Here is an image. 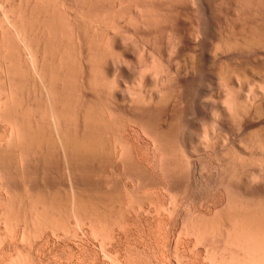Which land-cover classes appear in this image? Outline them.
<instances>
[{"label":"bare ground","instance_id":"1","mask_svg":"<svg viewBox=\"0 0 264 264\" xmlns=\"http://www.w3.org/2000/svg\"><path fill=\"white\" fill-rule=\"evenodd\" d=\"M6 1H8V0H6ZM27 1H29V0H27ZM31 1V0H30ZM35 1H37V0H35ZM92 1H94V0H92ZM97 1H99L100 2V4H102V2L104 3V1L103 0H97ZM108 1H110V2H108V3H111V2H114L115 4L117 3V5H118V8L120 9H122V7H124L123 5H125V0H115V1H111V0H108ZM143 2V3H145V2H147V1H149V2H152L153 0H129V8H130V14H129V16L127 17V18H130L129 19V23H130V20L131 21H133V23H136V22H138L139 21V24H138V26L140 25L141 26V24H140V22L141 21H143L144 22V24H145V21L147 22V24L148 23H150L151 24V22H152V24H153V22H155V24H156V22L157 23H159V21H157L158 20V18H159V16H156L155 15V13H153L152 14V11H154V10H150V9H148L147 7H145L144 5H146V3L145 4H139V2ZM160 1V0H159ZM167 1V0H166ZM172 1V0H171ZM171 1H169V2H171ZM175 0H173L172 1V3L174 2ZM176 1H179V2H177V3H182V1H183V5H185L184 4V2H186V3H188V5L189 4H191L190 6H191V8L189 9L187 6L188 5H186L185 6V8L186 9H189L188 10V12L190 13V15H188V12H187V17L185 16V14H186V10H182L180 13H184V16L186 17L185 19H188V20H190V22H188V23H191V25L193 26H191V28H193V29H195L196 28V30L198 29V31L197 32H199L198 34L196 33V30H192V31H195V33L194 32H191L190 33V35H192V33H194L195 35H192V36H195V39H192V38H188V39H191V41L192 40H194V42L196 43V45H195V53H197V55H198V59H200V61L198 62L199 64L200 63H202V62H205L206 64H207V62L206 61H212V63L216 60V61H218V62H220L221 63V68L219 69V71H217L218 73H217V75L218 76H216L215 74V77H219V79L222 81V82H220L219 80V82H220V84L222 83L225 87L226 86H228L229 85V88L227 87V90H229L231 87L230 86H232V88L234 89V88H237V87H240V85L243 87L244 85H245V83H246V85L248 86V85H250L249 86V88L252 86L251 85V83L253 84L254 82H253V80L255 79V78H258L261 74V77H263V79H260L261 80V83L260 82H258L256 79V81H257V83H255L256 85L259 83L260 85H259V87L258 88H256V89H260L261 90V92L263 91V97H264V0H231V2L230 1H228L227 3H226V1L225 0H176ZM213 1H215V3H219L220 5H218V4H216V5H218V6H215L214 4H213ZM155 2V0L153 1V3ZM163 2V1H162ZM225 2V3H224ZM105 3H107V1L105 2ZM127 3V2H126ZM160 3V2H159ZM164 3V2H163ZM168 3V2H167ZM166 3V4H167ZM221 3H223L224 5H226V6H224V5H222ZM37 4V3H36ZM114 4V5H115ZM156 4H157V2H156ZM169 4V3H168ZM228 4V5H227ZM28 5V4H27ZM110 5V4H109ZM126 5H128V4H126ZM35 6V5H34ZM34 6H32V7H34ZM104 6V5H103ZM116 6V5H115ZM122 6V7H121ZM154 6V5H153ZM167 6V5H166ZM174 6H175V3H174ZM31 7V6H30ZM31 7V8H32ZM40 7V6H39ZM65 7V6H64ZM99 7V6H98ZM155 7V6H154ZM157 7V6H156ZM163 7V6H162ZM36 8H38V7H36ZM112 8V7H111ZM110 8V9H111ZM115 8V7H114ZM125 8V7H124ZM149 8H151V7H149ZM169 8V7H168ZM173 8V7H172ZM175 8V7H174ZM185 8H183V9H185ZM65 9H67V8H65ZM69 9V8H68ZM104 9H106V8H104ZM126 9V8H125ZM154 9V8H153ZM157 9V8H156ZM14 10V9H13ZM19 10V9H18ZM25 10V9H24ZM38 10V9H37ZM102 10V9H101ZM159 10V9H158ZM165 10H166V8H165ZM16 11H17V9H16ZM31 11H33V10H31ZM40 11V10H39ZM112 11H115V9L113 10L112 9ZM112 11H110V12H112ZM119 11V10H118ZM173 11V10H172ZM184 11V12H183ZM12 13H14V11H11ZM11 12H8L9 14L11 13ZM25 12H27V11H25ZM34 13H35V10L33 11ZM44 12V10L43 11H41V12H39V13H43ZM46 12V14L48 13L47 11H45ZM56 12V11H55ZM80 12V11H79ZM102 12V11H101ZM120 12L122 13V11L120 10ZM120 12H118V13H120ZM124 12H125V10H124ZM179 11H177V13H178ZM8 13H6V14H8ZM11 13V14H12ZM17 13V12H16ZM20 13H21V11H20ZM19 13V14H20ZM28 13V12H27ZM37 13V12H36ZM38 13V14H39ZM117 13V12H116ZM121 13H120V15H121ZM160 13H162L161 11H160ZM5 14V15H6ZM26 14V13H25ZM48 14H51L50 12L48 13ZM65 14V13H64ZM80 14V13H79ZM114 14V12L113 13H111V15H113ZM126 14H127V12H126ZM158 14V13H157ZM174 14V13H173ZM4 15V16H5ZM13 16L14 15H16V14H12ZM32 15V14H31ZM98 15V14H97ZM100 15V14H99ZM105 15V14H104ZM103 15V17H104V20H105V16ZM115 15V14H114ZM164 15H165V13H164ZM170 15V14H169ZM176 15V14H175ZM179 15V14H178ZM177 15V16H178ZM7 16V15H6ZM26 16V15H25ZM50 16V15H49ZM48 15H45V16H40V14H39V16L37 17V15H36V17H37V21H38V23L37 24H35V26H34V24H33V26L31 27L32 28V30H33V32H35L37 35H39L38 37H42L44 40L43 41H46L45 39H46V37H49L50 36V34H51V32H49V31H51V29L49 28V26H50V24H52V23H50L49 21H51V20H49L50 19V17H49ZM55 16V15H54ZM71 16V15H70ZM75 16V15H74ZM78 16V15H77ZM81 16V15H80ZM86 16V15H85ZM161 16H163V14L161 15ZM176 16V17H177ZM180 16V15H179ZM190 16V17H189ZM20 17H22V16H20ZM19 17V18H20ZM35 17V16H34ZM39 17H41V18H39ZM53 17V16H52ZM68 17V16H67ZM79 17V16H78ZM95 17H97V16H95ZM110 17V16H109ZM116 17H118V16H115L114 18L115 19H117ZM121 17V16H120ZM119 17V18H120ZM124 17V16H123ZM171 17V16H170ZM169 17V18H170ZM189 17V18H188ZM4 18V17H3ZM7 20H8V18H10L9 16H8V18L7 17H5ZM15 18V17H14ZM39 18V19H38ZM54 18V17H53ZM59 18V17H58ZM83 18H85V17H83ZM87 18V17H86ZM91 18V17H90ZM102 18V17H101ZM114 18H112V20H114ZM119 18H118V21H119ZM164 18H165V16H164ZM163 18V19H164ZM166 18H167V15H166ZM184 18V17H183ZM5 19V20H6ZM13 19V18H12ZM52 19V18H51ZM69 19V18H68ZM71 19V18H70ZM77 19V18H76ZM98 19V17L95 19V20H91L92 22H94V23H92L91 21H89V23L91 22L92 23V25H91V23H90V27L92 28V26H94L95 25V23L98 21L97 20ZM111 19V18H110ZM121 19H123V21H124V19H126V18H121ZM161 19V18H160ZM159 19V20H160ZM174 19V18H173ZM181 19V18H180ZM4 20V19H3ZM6 20V21H7ZM10 20V22H11V19H9ZM16 20H17V17H16ZM27 20V19H26ZM29 20H31V19H29ZM55 20V19H54ZM100 20V19H99ZM103 20V21H104ZM111 20V21H112ZM141 20V21H140ZM167 20V19H166ZM170 19H168V21H169ZM171 20H172V18H171ZM177 20V19H176ZM6 21H4V22H6ZM19 21V20H18ZM53 21V20H52ZM81 21V20H80ZM96 21V22H95ZM101 21V20H100ZM103 21H101V23L103 24ZM106 21H107V19H106ZM108 21H110V20H108ZM110 21V22H111ZM117 21V20H116ZM165 21V20H164ZM164 21H163V23H164ZM178 21V20H177ZM3 22V21H2ZM20 22H22V21H20ZM19 22V23H20ZM57 22V21H56ZM66 22V21H65ZM76 22V21H75ZM86 22H88V21H86ZM109 22V23H110ZM114 22V21H113ZM120 22V21H119ZM143 22H141V23H143ZM183 22V21H182ZM186 22H187V20H186ZM8 23V22H7ZM23 23V22H22ZM25 23V22H24ZM47 23H48V25H47ZM50 23V24H49ZM69 23H73V22H69ZM82 23V22H81ZM109 23H107L106 22V24H109ZM117 23V22H116ZM126 23H127V21H126ZM3 24V23H2ZM6 24V23H5ZM14 24H16L17 25V22L15 21V23ZM54 24V23H53ZM57 24H59V23H57ZM94 24V25H93ZM101 27H103L101 24H100V22L98 23ZM98 24L96 23V28H97V26H98ZM105 24V25H106ZM115 23H113L112 25H114ZM117 24H119V23H117ZM117 24H115L116 26H117ZM125 24V23H124ZM147 24H145L147 27H148V25ZM161 24H162V22H161ZM160 24V25H161ZM168 24H169V22H168ZM167 24V25H168ZM171 24V23H170ZM11 25V24H10ZM16 25H13V26H15V28L18 26H16ZM23 25V24H22ZM56 25V24H55ZM61 25H62V22H61ZM75 25V24H74ZM77 25H78V23H77ZM87 26H88V24H86ZM112 25H111V27H112ZM120 25H121V23H120ZM129 25V24H128ZM128 25H127V27H128ZM135 25H137V24H135ZM171 25H173V24H171ZM190 25V24H189ZM4 26V25H3ZM6 26V25H5ZM4 26V27H5ZM8 26V25H7ZM12 25L10 26V27H13ZM19 26H20V24H19ZM18 26V27H19ZM54 26V25H53ZM64 26V25H63ZM100 26H99V29H100ZM115 26V27H116ZM134 26V25H133ZM138 26H137V28H138ZM158 26V25H157ZM157 26H155V27H157ZM163 26H164V24H163ZM170 26V25H169ZM22 27V26H21ZM24 27V26H23ZM76 27V26H75ZM106 28H109L108 27V25L107 26H105ZM105 27L103 28L104 30H105ZM118 27V26H117ZM120 27V26H119ZM136 27V26H135ZM143 27H145V26H143ZM147 27H145V28H147ZM151 27H153V25L151 26ZM151 27H150V29H151ZM154 27V28H155ZM174 27V26H173ZM195 27V28H194ZM6 28V27H5ZM8 28V27H7ZM58 28V27H57ZM70 28V27H69ZM71 28H72V26H71ZM77 28H78V26H77ZM77 28H75L74 30H76ZM83 28V27H82ZM87 28V27H86ZM90 28V29H91ZM121 28H123V27H121ZM131 28V27H130ZM136 28V29H137ZM140 28H142V27H140ZM149 28V27H148ZM159 28V26L157 27V29ZM170 28V27H169ZM187 28H188V26H187ZM190 28V27H189ZM18 29V28H17ZM20 29H23V28H20ZM24 29H25V36L26 35H28V34H26L27 32H28V30H27V32H26V27H24ZM56 29V28H55ZM55 29H52V30H55ZM64 29V28H63ZM85 29V28H84ZM95 29V28H94ZM102 29V28H101ZM110 29H112V28H110ZM114 29V28H113ZM119 29V28H118ZM117 29V30H118ZM139 29V28H138ZM143 29V28H142ZM161 29V28H160ZM210 29H220V30H223V32H224V30L226 31V30H230L231 31V33H232V31H235V30H237V31H240V33L241 34H239L238 33V35H233V36H231V37H227L226 39H225V37H224V39L225 40H221V41H219L218 43H216L214 46H212L211 48H207L208 46L206 45V36H207V32L210 30ZM6 30V29H5ZM8 30H10V29H7L6 31H8ZM30 30V29H29ZM59 30V29H58ZM67 30V29H66ZM79 30V29H78ZM78 30H76V33L78 32ZM87 30H88V28H87ZM96 30H98V29H96ZM107 30H109V29H107ZM121 30V29H120ZM153 30V29H152ZM155 30V29H154ZM2 31H4L3 30V28H2ZM16 31V30H15ZM68 31V30H67ZM71 31V30H70ZM80 31V30H79ZM94 31V30H93ZM100 31V30H99ZM263 31V32H262ZM21 32H23V30L21 31ZM57 32V31H56ZM64 32V31H63ZM75 32V31H74ZM103 31H100V33H102ZM131 32V31H130ZM160 32H161V30H160ZM213 32V31H212ZM217 32V31H216ZM219 32V31H218ZM260 32V33H259ZM262 32V33H261ZM3 33V32H2ZM5 33V32H4ZM9 33H11V32H9ZM9 33H7L8 34V36H9ZM32 32L30 31V34H31ZM35 33H33V35L35 34ZM80 33V32H79ZM78 33V35H80ZM92 33V32H91ZM90 33V34H91ZM96 33V32H95ZM97 33H98V31H97ZM162 33V32H161ZM227 33V32H226ZM235 33H236V31H235ZM54 34H56V33H54ZM53 34V35H54ZM70 34V33H69ZM73 34H75V33H73ZM137 34V33H136ZM216 34V33H215ZM4 35V34H3ZM21 35V34H20ZM23 35V34H22ZM57 35V34H56ZM55 35V36H56ZM121 35V34H120ZM130 35V34H129ZM133 35V34H132ZM5 36H7V35H5ZM4 36V37H5ZM7 36V38L6 39H9V37ZM52 36V35H51ZM54 36V37H55ZM75 36H76V34H75ZM83 36V35H82ZM93 36V35H92ZM94 36H95V34H94ZM93 36V38H95ZM137 36V35H136ZM189 36V35H188ZM218 36V35H217ZM221 36V35H220ZM4 37H3V40H4ZM18 37H19V35H18ZM21 37V36H20ZM22 37H24V36H22ZM21 37V38H22ZM28 37H29V35H28ZM40 37V39H42ZM80 37V36H79ZM97 37V36H96ZM103 38H104V36H102ZM116 37V36H115ZM121 37H122V35H121ZM138 37V36H137ZM20 38V39H21ZM50 38V37H49ZM48 38V39H49ZM58 38V37H57ZM63 38V37H62ZM78 38V37H77ZM90 38V37H89ZM105 38H106V36H105ZM180 38V37H179ZM208 38V37H207ZM217 38H220V37H217ZM17 39V38H16ZM28 38H27V36H26V40L25 41H23L22 39V41L23 42H25V44L27 43V40ZM31 39H33V38H31ZM76 39V37L74 38V41H76L75 40ZM82 39V38H81ZM80 38H78V42H82L83 43V41L81 40ZM101 39V38H100ZM108 39H109V37H108ZM117 39V38H116ZM178 39V38H177ZM185 39H186V37H185ZM221 39V38H220ZM223 39V38H222ZM10 40V39H9ZM19 40V39H18ZM17 40V41H18ZM37 41H38V38L36 39ZM55 40V39H54ZM63 40H64V38H63ZM80 40V41H79ZM91 40V39H90ZM97 41L96 39H93V41ZM103 40V39H102ZM105 40V39H104ZM104 40L102 41V44H103V42H104ZM113 40V39H112ZM121 39H119V41H120ZM136 40V39H135ZM147 40V39H146ZM145 40V41H146ZM172 40V39H171ZM181 40H182V38H181ZM218 40V39H217ZM5 41V40H4ZM20 41V40H19ZM33 41V40H32ZM73 41V42H74ZM99 41V40H98ZM119 41H116L115 42V44L114 45H112L111 44V47L113 48H110V50H111V52L112 53H110L108 56H106V54H105V50L106 49H109L108 48V46L106 47V49L104 50V51H99L100 49H98V51H99V53L98 54H96L97 53V51L96 50H93V47H90L89 48V53H88V50H87V56H88V54H90L91 55V53H92V55L91 56H88V57H90V59L88 58V60H87V56H86V60H87V62L89 61V60H91V59H94V58H98V57H100L101 56V58H102V62H100L98 59H97V66H98V63H99V66H98V68L99 67H101L102 65L104 66V64H106L105 65V68H109V69H111L112 70V72H114V78H115V83L112 81V80H114V79H112L111 81H112V83H113V85H115V88H114V86L112 87V90L110 91L109 90V87H111V86H109L108 87V91H110V92H113V97H114V100H116L115 102L117 103V101H119V103L121 102L122 103V105H124V103L125 104H127V107H131L132 108V106L134 107V106H139V108H140V106H147V104L148 105H150L152 102H156V103H154V104H157V105H162L164 108H166V107H169V109L172 107V111H174L173 109H175L174 107H176L179 103H183V102H190V100H191V97H190V99H189V101L187 100V92H188V85H187V83H186V79L191 75L192 77L193 76H195V78H197L196 77V75L195 74H198V72H197V70L194 68V66H192L191 67V65H190V67L189 66H184V67H182L181 69H180V63H179V66H178V64H177V68L178 69H174V70H176V72H173V69L171 70V67H169L168 68V66H167V68L168 69H166V66H165V68H164V65L162 64L163 62L162 61H159L158 59H157V61H156V59H155V61L157 62H155L154 60V62H152V60L151 59H153L155 56L153 55L154 53H150V51L149 50H146V47L144 48V50L142 49V51H143V53H144V55H143V57L142 58H140L141 59V62H140V67L135 71V72H133V71H131V69H130V67H131V64L132 63H134L133 62V60H132V62H131V58H132V55H131V52L129 51V50H126L127 49V47H125V49H124V46H122L123 44L121 43V42H119ZM136 41H138V40H136ZM141 41H142V39H141ZM175 41V40H174ZM189 41V40H188ZM10 43H11V41H9ZM30 42H31V40H30ZM40 42H41V40H40ZM48 42H50L49 40H47V42H46V44H48ZM77 42V41H76ZM80 42V43H81ZM110 42V41H109ZM113 42V41H112ZM144 42V41H143ZM153 42V41H152ZM176 42H178V40L176 41ZM175 42V43H176ZM194 42H192V43H194ZM208 42V41H207ZM20 43V42H19ZM22 43V42H21ZM20 43V44H21ZM62 43V42H61ZM79 43V44H80ZM94 43V42H93ZM147 43V42H146ZM145 43V44H146ZM151 42L149 41V44H150ZM211 43V42H210ZM5 46H3L4 48H6L8 45H7V42L5 41ZM11 44H13V43H11ZM17 44H18V42H17ZM16 44V46H15V44L13 45V48H16V49H21V48H19L18 47V45H20V44H18L17 45ZM30 44V43H29ZM34 44V43H33ZM39 44H41V43H39ZM39 44H37V45H39ZM45 44V42H44V45L47 47L48 45H46ZM55 44V43H54ZM84 44V43H83ZM91 44H92V42H91ZM94 44H96V43H94ZM94 44H92L91 46H94ZM98 45H96V47L97 46H99V42L97 43ZM102 44H100L101 45V47H102ZM106 44H107V42H106ZM139 44V43H138ZM170 44V43H169ZM176 44H179V43H176ZM182 44H183V42H182ZM186 44V43H185ZM214 44V43H213ZM22 45V44H21ZM23 45H24V43H23ZM27 45V44H26ZM57 45V47H58V45H59V43L58 44H56ZM56 45H53V46H56ZM61 45V44H60ZM65 45V44H64ZM73 45V44H72ZM103 45H105V44H103ZM125 45H127V44H125ZM131 45V44H130ZM147 45V44H146ZM151 45V44H150ZM211 45V44H210ZM31 46H33L32 44H31ZM30 45H28V47H30L29 49H30V51L32 50V47H31ZM50 46H51V44H50ZM78 46V45H77ZM76 46V47H77ZM80 46H82V44H80ZM85 46V45H84ZM110 46V45H109ZM141 47H142V45H140ZM139 46V47H140ZM143 46H144V44H143ZM161 46V45H160ZM175 45H172L171 47H174ZM180 46H181V42H180ZM2 47V48H3ZM8 47H11L12 48V46H8ZM21 47V46H20ZM23 47V46H22ZM27 47V46H26ZM25 46L23 47L24 49L23 50H25V49H27ZM45 47V48H46ZM57 47L55 48V49H57ZM60 48H58L57 50H59V49H61V46H59ZM65 47V46H64ZM63 47V48H64ZM86 47H88V46H86ZM85 47V48H86ZM96 47H95V49H96ZM104 47V46H103ZM140 47V48H141ZM179 47V46H178ZM178 47H174V48H178ZM3 48V49H4ZM12 48V49H13ZM38 48V51H40L39 50V48L40 49H42L41 48V46L40 47H36V49ZM44 48V52H46L45 49ZM47 48H51V47H47ZM54 48V47H53ZM73 48V47H72ZM123 48V49H122ZM160 48V47H159ZM9 49V48H8ZM8 49H4L3 51V53H2V57L0 56V72H3V73H1V74H3L4 76L2 77L3 79H4V84H2V85H4V87H3V89H5V90H3V92L5 91H9L7 94H3V98H1L0 97V123H5V124H7L6 126L7 127H5V125H4V127L6 128V130H5V128L3 129V130H5L6 131V133H5V138H4V136L2 135V134H0V135H2V137H3V140H1L0 142V168H2V170L4 171V174H3V172H2V170H0V191H4L3 193L6 195V199H5V197H4V199L5 200H3L2 198H3V196H0V198L3 200V203H4V201H5V204L7 203V207H8V209L10 208L11 210H12V214L10 213L11 212V210L9 211L7 208H6V206H4L6 209H7V212L9 211V213H7L6 211V215L7 214H9V215H4V220L2 219V218H0V221H1V219L4 221V222H6V224H9L10 226H8L9 228L11 227V229L12 230H9V232L11 231V236H10V233L8 234V232H7V236L9 235V237H11V239L9 240V241H11L12 239V241H13V243H14V240H17V242H18V240L20 241V239H21V241L24 243V242H26L28 245H32V234H34V232L32 233V232H30V230L32 231V227L31 228H29V224L30 223H25V219H27V218H29L30 217V213H32V215H33V213L36 211V209L38 210V213H37V211L34 213V216H35V218H38L37 216H39V218L37 219V220H35V218H34V220L35 221H43V222H45V220H47L48 222L49 221H52L53 219L54 220H56L55 218H57V220H59V219H67L68 221H69V219H72V218H74V220H76L75 221V224H77L78 222H79V224L81 223V225H82V223H83V226L85 225V224H88L89 225V228H91V230L90 229H88V230H90V234H92V235H94V237H95V235H96V237L98 238L99 237V229H98V222L101 224V221H102V223H105V222H103V220H107L106 218H108V219H110L109 217H111V216H113V215H115V214H117L118 213V210H122V213H123V209L122 208H124V212L127 214L130 210V212H133L134 211V207H133V205L135 204V206H138V204L137 203H135L134 202V204H132L130 201L131 200H135V198H133V199H131V200H128L127 201V195H128V193H127V195H126V202H125V199L123 200V195L125 196V194H123V193H115V194H112V193H109V187H108V191H107V189L105 190V192L103 191V186H104V184L102 183V189L100 188L99 189V186H98V189L97 190H95V191H97L96 193L94 192V191H92V189L90 190V188L89 189H87L88 191H82V187H80L79 186V184H78V179H82V177H80V178H78L77 176H80V175H82L81 173H83V171H84V169L86 168V172H87V168H92V169H89L90 171H88L89 173L91 172V170H93V171H95L94 169L95 168H93V165H94V167H95V163H97V165L99 166V168L101 169V170H104V171H107V172H110V173H112V175L114 174H122V176H124L123 174H126V173H128L129 174V176H130V173L133 175V176H136V179H135V181L137 180V183L138 182H140V180H142V179H140L139 177H141V178H144V176L143 175H154V174H157L159 177V179H160V181L162 182V184H163V186H164V188H166L167 190H170L171 188H170V186H169V180L171 179L170 177H171V175H173L172 173L173 172H175V170H176V168H177V166L175 167V165H174V163L176 164L177 163V160L179 159V158H177L176 156H177V154H175V153H177V151L178 150H176V147H175V144L178 142V141H180L181 140V142H182V144L184 143V145H185V147H186V154H187V156L189 155V153H191V150H194V151H196L197 152V148H199L200 149V147H201V144L203 145V147H207V148H215V144H217V142H215L214 141V138L212 137H210L209 138V135H208V133L207 132H209V131H204L205 133V135L204 134H202L203 135V140H199V138H200V134L199 133H197L196 132V130H198V127L196 128V125H198V121L199 120H197L196 121V119H195V117H196V114H200V115H204L205 116V114H207V109H208V107L210 106L209 104H207L208 102H210L207 98V100L208 101H205L204 100V98L207 96V94H209L208 92H209V89L207 88V86L206 87H204V86H199V88L195 91L196 93H194L193 94V98H192V100H191V102L190 103H192L191 104V110L192 111H194V112H196V114L194 113V115H195V117H193L194 119H195V121H193V119L191 120L190 118H191V116H190V118H187V116L189 117V112L191 111H189V110H187V112L186 111H184V112H182V111H180L181 110V108L183 109V107L181 106L179 109H178V107H179V105H178V107H177V109L179 110V111H177V112H181L179 115H177V114H175V116L173 117V113H172V111H171V114H173L172 116H171V120H170V122L169 121H167L166 123L165 122H163L160 118V120L158 119V118H155L154 116L152 117V115L151 116H147V114L145 115L143 112V110H141L140 109V111H141V115H137V114H135V115H137V118L139 119V121L138 120H136V123H134L135 122V120H134V118H136V117H134L133 119L130 117V116H132V115H130L129 117L128 116H124V114H123V116H118V115H121V114H119V112L120 111H122V110H118L119 112L116 114V112H114V111H112V110H107L106 109V111L104 110V109H102V110H104L103 111V113L100 111V113H98V108L97 109H94L93 110V107L91 106V108H89V106H90V104H89V106L87 107V106H84L82 103V105H83V107H75V109L74 108H72V106L74 105H76L77 106V104L79 103L80 104V102L78 101H76L77 102V104H74L73 103V105H71L72 103L67 99V98H61L60 96H59V98L58 97H56V99L54 98L55 97V93L57 92H55L54 94H50L54 99H51V97L50 98H48V96H50V95H46V97L47 98H45L46 100L47 99H49V100H47V102H45V103H43V101H40V102H42L43 104H45L44 106L45 107H42V105L43 104H39V107L37 108V110H33V111H27V110H32L31 108H32V106L30 107V109L29 108H27V107H29V106H26L25 105V107L27 108V110H25L26 108H24V105H23V103H21L22 102V98L21 99H19V98H16L17 96V94H16V91H17V89L16 88H18L17 86H19V88L21 89V87H22V85H21V87H20V85H16L17 83H15V77H17V75L18 74H20V77H21V73H19V72H17L16 71V69L15 68H19V66L18 67H13V60L12 59H14L13 57H12V55H15V54H12L11 52H9V50ZM71 49V48H70ZM70 49H68V50H70ZM79 49H82V47H80ZM87 49V48H86ZM90 49L94 52H96V53H93L92 51L90 52ZM129 49H130V47H129ZM5 50L7 51V52H5ZM49 50V49H48ZM57 50H54L55 52L57 51ZM65 51V49H61V51L59 50V52L57 53L56 52V54H55V52H53L54 54H53V56H54V58L53 59H51V61L52 60H55L56 62V64H58V66H59V68H64L66 65L64 64V62L65 61H70V60H68L69 58H67V60H65L64 59V57H67V55L66 56H64L65 54H64V51ZM72 50V49H71ZM75 50V49H74ZM103 50V49H102ZM172 50H174V49H171V51ZM19 51H20V53H21V50H18V52H17V50H16V52L17 53H19ZM26 51V50H25ZM24 51V52H25ZM81 51V50H80ZM86 50H84L83 49V51H81V56L83 57V55L86 53L85 52ZM108 53L110 52V51H108V50H106ZM141 51V50H140ZM140 51H138V52H140ZM154 51V50H153ZM197 51V52H196ZM9 52V53H8ZM13 52V51H12ZM16 52H14V53H16ZM23 52V51H22ZM23 52V53H24ZM41 52V51H40ZM49 52H51V50L49 51ZM66 52H68V51H66ZM77 52V51H76ZM84 52V53H83ZM101 52H102V55H103V52H104V55H105V57H104V55H103V57H102V55H100V56H93V55H99V54H101ZM159 52V51H158ZM9 54V56H6V54ZM12 55H11V54ZM19 53V54H20ZM22 53V54H23ZM28 53H29V50H28ZM39 53V52H38ZM47 54H49L48 53V51L46 52ZM70 53V52H69ZM83 53V54H82ZM195 53H194V55H195ZM1 54V53H0ZM18 54V55H19ZM24 54H26V53H24ZM23 54V55H24ZM35 53H33L32 55H34ZM45 54V53H44ZM51 54V53H50ZM77 54V53H76ZM5 55V56H4ZM11 55V56H10ZM17 55V57H19V56H21V54L18 56ZM27 55V54H26ZM39 55V54H38ZM38 55L36 56V57H38ZM41 55V54H40ZM39 55V56H40ZM86 55V54H85ZM157 55H159V54H157ZM156 55V56H157ZM187 55V54H186ZM192 55V54H191ZM35 56V55H34ZM43 56V55H42ZM44 56H47L46 54L44 55ZM52 56V55H51ZM72 56V55H71ZM75 56V55H74ZM77 56V55H76ZM80 55H79V57H81ZM134 56V55H133ZM138 56V55H137ZM154 56V57H153ZM160 56V55H159ZM10 57H12V59H10ZM16 57V56H15ZM21 57H23V56H21ZM36 57H35V59H36ZM48 57H50V56H47V58ZM73 57V56H72ZM162 57V56H161ZM174 57V56H173ZM192 57V56H191ZM197 57V56H196ZM25 58V57H24ZM34 58V57H33ZM77 58H78V56H77ZM83 58H85V56L83 57ZM101 58H99V59H101ZM164 58V57H163ZM22 59V58H21ZM20 59V60H21ZM43 59L45 60L46 58H44L43 57ZM42 59V60H43ZM81 59V58H80ZM139 59V58H138ZM168 59V58H167ZM192 59H193V57H192ZM196 58L194 57V60H195ZM252 59V60H251ZM17 60V59H16ZM24 60V59H23ZM27 60L29 61V59H28V55H27ZM27 60H24V61H27ZM34 60V59H33ZM37 60V59H36ZM35 60V63H37V61ZM41 60V59H40ZM49 60V59H48ZM47 60V61H48ZM76 60V59H75ZM84 60V59H83ZM86 60H84V61H86ZM96 59H94V60H92L91 62H92V64H94L96 61H95ZM164 60V59H163ZM186 60V59H185ZM191 60V59H190ZM28 61H27V63H28ZM79 60H77V62H78ZM83 61V62H84ZM93 61H95V62H93ZM140 61V60H139ZM259 61H261V62H259ZM39 62V61H38ZM77 62H76V64H77ZM82 62V61H81ZM87 62H84V64L85 65H87V66H89L88 64H90L91 62L89 61V63L87 64ZM104 62V63H103ZM161 64H160V63ZM168 62V61H167ZM170 62V61H169ZM177 62V61H176ZM176 62H175V64H176ZM187 62H189V61H187ZM191 62V61H190ZM26 63V62H25ZM30 63V62H29ZM33 62H31V64H32ZM44 63H45V61H44ZM48 63H50V62H48ZM52 64H53V62H51ZM65 63H67V62H65ZM73 63V62H72ZM101 63H103V64H101ZM158 63H159V65H158ZM196 63H197V61H196ZM15 64H17V63H15ZM20 64H22V63H20ZM40 64V63H39ZM68 64V63H67ZM91 64V65H92ZM165 64V63H164ZM188 64V63H187ZM190 64H192V63H190ZM230 64H232V66L230 65ZM26 65V64H25ZM24 65V66H25ZM28 65V64H27ZM32 65H34V64H32ZM32 65H30L31 66V68L33 67ZM45 65H46V63H45ZM51 65V64H50ZM83 65V63L81 64V66L80 67H84V66H82ZM90 65V66H91ZM161 65H163V66H161ZM201 65V64H200ZM204 65V64H203ZM212 65H214V64H212ZM216 65V64H215ZM218 65H220V64H218ZM226 66V68L225 67H223V66ZM36 66V65H35ZM38 66V65H37ZM37 66L35 67L36 68V70H37ZM51 66H54V65H51ZM51 66H50V68H51ZM68 66V65H67ZM96 66V65H95ZM107 66V67H106ZM130 66V67H129ZM173 66V65H172ZM42 67V66H41ZM55 67H56V65H55ZM68 67H72V65L71 66H68ZM76 67V66H75ZM79 67V68H80ZM202 67V66H201ZM206 67V66H205ZM220 67V66H219ZM22 68V67H21ZM35 68H34V70H33V72L35 73H37V74H39L38 73V71H35ZM40 67H38V69H39ZM42 68H46V67H42ZM41 68V69H42ZM50 68H49V70H50ZM77 68V67H76ZM75 68V69H76ZM85 68V67H84ZM87 68H89V67H87ZM86 68V69H87ZM91 68H96L97 70H96V73H98L99 72V70H100V68H99V70H98V68L97 67H94V66H92ZM91 68H90V70H91ZM102 68H104V67H101V69ZM107 68V69H108ZM145 68H150L151 69V71H149V72H147L146 74H144L143 73V69H145ZM173 68V67H172ZM203 68V67H202ZM216 68V67H215ZM40 69V70H41ZM43 69V70H44ZM61 69H59L60 71H61ZM72 69V68H71ZM71 69H69V71H71ZM78 69V68H77ZM108 69V70H109ZM136 69V68H135ZM198 69V68H197ZM27 69H25V71H26ZM54 70H58V69H54ZM63 70H65V69H63ZM74 70V69H73ZM83 70V69H82ZM108 70H106V71H108ZM200 70H202V69H200ZM255 70H257L256 72L259 74H257L256 72H255ZM21 71V70H20ZM25 71H23L22 70V72H25ZM28 71H30V70H28ZM31 71H32V69H31ZM45 71V70H44ZM47 71V70H46ZM53 71V70H52ZM59 71V72H60ZM84 71V70H83ZM92 72H93V69L91 70ZM94 71H95V69H94ZM103 72H106L105 71V69H103L102 70ZM110 71V70H109ZM108 71V72H109ZM33 72H31V73H33ZM40 72V71H39ZM43 72V71H42ZM41 72V74H43ZM62 72H64V71H62ZM68 72V71H67ZM86 72H88V70H86L85 71V73ZM111 72V71H110ZM203 72V71H202ZM201 72V73H202ZM209 72V71H208ZM45 73V72H44ZM49 73V72H48ZM66 73V71L64 72V74ZM82 73H84V72H82ZM90 73V72H89ZM95 73V74H96ZM100 73H101V70H100V72H99V74H97V76H99L100 75ZM150 73H152L153 74V76L155 77H153L152 76V78H153V80H154V82L156 83V85H155V83H154V87H156L155 88V90H157V89H159V93H157L156 91V94H154L153 95V93L152 92H154V91H152L151 93H152V95L150 94V95H146V93L144 94L141 90V92L142 93H138V91H136V87L138 86V89H143V88H145L144 87V85L146 86V84H147V75L149 76V74ZM216 73V72H215ZM250 73H255L256 74V76L258 75V77H256V76H254V78H253V76L252 75H250ZM24 74V73H23ZM22 74V75H23ZM26 74V73H25ZM30 74V73H29ZM28 74V75H29ZM46 74V73H45ZM55 74H56V71H55ZM70 74V73H69ZM113 74V73H112ZM213 74V72L211 73V75ZM35 75L36 74H34V77H35ZM44 75V74H43ZM42 75V76H43ZM47 75V74H46ZM54 74L52 73V76H53ZM83 75V74H82ZM85 75V74H84ZM87 75H88V73L86 74V77H87ZM103 75H104V73H103ZM105 75H106V73H105ZM185 76V78H184V76ZM29 76H31V75H29ZM32 76H33V74H32ZM37 76H40V75H37ZM41 76V77H42ZM56 76H58V74H56ZM56 76H53L52 77V80H53V78H55ZM64 76H66V75H64ZM67 76H69L68 74H67ZM66 76V77H67ZM79 76V75H78ZM81 76V75H80ZM79 76V77H80ZM92 76V75H91ZM95 77V75H94V79L93 80H95V81H93V80H91L90 82H95V83H97L96 85H98V84H101V82H105V81H101L100 83H98V81H97V78L98 77ZM178 78H181V79H179V82H177L178 83V89H176V90H170V88L169 87H167V85H170V83L172 82V80L173 79H175L176 80V78L177 77ZM188 76V77H187ZM198 76V75H197ZM25 77V76H24ZM23 76H22V79L24 78ZM33 77V78H34ZM43 77H45V75L43 76ZM59 78L61 77V76H58ZM58 77H57V79H58ZM70 77H71V75H70ZM70 77H68V78H70ZM73 77V76H72ZM100 77V76H99ZM214 77V76H213ZM251 77H252V82L250 83L249 81H250V79H251ZM260 77V78H261ZM46 78V77H45ZM51 78V77H50ZM65 78V77H64ZM111 78H113V77H111ZM184 78V79H183ZM194 78V79H195ZM250 78V79H249ZM38 79H39V83H38V85H41L43 82V79L42 78H39L38 77ZM57 79L55 78L54 80H56L57 81ZM62 79H63V77H62ZM71 79V78H70ZM79 79V78H78ZM82 79H87V78H82ZM89 79V78H88ZM87 79V80H88ZM91 79V78H90ZM102 79V78H101ZM211 79V78H210ZM209 79V80H210ZM216 79V78H215ZM40 80H42L41 82H40ZM45 81H44V83L46 82V79H44ZM51 80V81H52ZM53 80V82H55ZM65 80H68V79H63V81H65ZM87 80H85L84 82H86ZM98 80H100V79H98ZM175 80H173V82L175 81ZM183 80H185V81H183ZM188 80V79H187ZM192 80V79H191ZM1 81V80H0ZM35 81V80H34ZM59 81H61V80H59L58 79V83H56V84H59ZM72 81V80H71ZM97 81V82H96ZM130 81H132V82H130ZM213 81V80H212ZM212 81H210V82H212ZM243 81H245V82H243ZM255 81V82H256ZM2 82V81H1ZM36 82V81H35ZM70 82V81H69ZM87 82H89V81H87ZM86 82V83H87ZM90 82H89V84H90ZM153 82V81H152ZM170 82V83H169ZM205 82V81H204ZM215 82H216V80H215ZM218 82V83H219ZM29 83V82H28ZM43 83V84H44ZM47 83V82H46ZM67 82H65V84H66ZM81 83H83V82H81ZM85 83V84H86ZM130 83H132L133 85L131 86V85H129ZM146 83V84H145ZM150 83V82H149ZM208 83V82H207ZM244 83V84H243ZM33 84H35L36 85V83H33ZM50 84H52V83H50ZM55 84V85H56ZM61 84H62V81L60 82V84H59V86H61ZM72 84V83H71ZM79 84V83H78ZM89 84H87V85H89ZM92 84V83H91ZM2 85H0V86H2ZM29 85V84H28ZM35 85H34V88H35ZM63 85L64 84H62V87H63ZM81 85V84H80ZM83 86H84V88L85 87H87V85L85 86L84 84H82ZM94 84H92V86H93ZM110 85V84H109ZM195 85V84H194ZM222 85V86H223ZM254 85V84H253ZM256 85H255V87H256ZM45 86V85H44ZM57 86V85H56ZM67 86V85H66ZM69 86V85H68ZM67 86V87H68ZM75 86H77V85H75ZM82 86V87H83ZM99 86H101V85H98L97 87L99 88ZM104 86H106V85H104ZM128 86H129V89H128ZM136 86V87H135ZM246 86V87H247ZM25 87H27V86H25ZM37 87V86H36ZM53 87H54V85H53ZM58 87V86H57ZM69 87H71V86H69ZM88 87H90L91 88V85H89ZM94 87H96V86H94ZM94 87H92V89L94 90ZM131 87H134V89L133 88H131ZM165 87H167V88H169V89H167V88H165ZM174 87V86H173ZM245 86H244V88H246ZM252 87H254V86H252ZM254 87V88H255ZM2 88V87H1ZM23 88V87H22ZM33 88V89H34ZM39 88H40V90H42V91H44V90H46L45 88L44 89H41V88H43V87H41V86H39L38 87V91L39 92H41L40 90H39ZM61 88V87H60ZM65 88V87H64ZM75 88V87H74ZM98 88H96L97 90H99ZM102 88H103V86H102ZM105 88H107V87H105ZM113 88H114V90H113ZM125 88H126V90H125ZM149 88V87H148ZM152 88V87H151ZM177 88V87H176ZM213 88V87H212ZM232 88L230 89V90H232ZM253 88V89H254ZM26 89V88H25ZM54 89V88H53ZM68 89V88H67ZM73 89V88H72ZM78 89V88H77ZM77 89H75V90H77ZM81 89V88H80ZM100 89H101V87H100ZM128 89V90H127ZM154 89V88H153ZM153 89H150V91L151 90H153ZM196 89V88H195ZM221 89V88H220ZM225 89V88H224ZM239 88H237V89H235V90H238ZM242 89V88H241ZM241 89H239V90H241ZM252 89V88H251ZM253 89H252V91H253ZM31 90V89H30ZM48 90V89H47ZM74 90V91H75ZM85 90V89H84ZM103 90V89H102ZM106 90V89H105ZM135 90V91H134ZM146 90H148V89H146ZM226 90V91H227ZM229 90V92H225L226 94H224L223 95V99L221 98L220 99V103H217L218 104V106L217 105H215L214 103V106H215V108H214V115H213V117L215 116V122H214V124H215V126L214 127H217V126H219L218 128H220L221 130H222V128L224 127V118H226L227 119V117L226 116H228V117H230L229 119H232L233 120V123H235V124H237V126H239V129L241 130V132L242 131H245V130H247L248 128H250L254 123H257L258 124V122H259V126H260V128H262L261 126L262 125H260V123L261 124H263V129H264V100H262V98H261V100H260V98H259V96L258 95H260L259 93H255V94H253L252 93V91L250 90V92L252 93V95H256V96H258V98H259V100L261 101H259L260 103H257V100L258 99H254L253 100V98H254V96L253 97H251L252 99H250V100H252L253 101V103L251 102V101H249V99H246L250 104L248 105V104H245V103H247V101H245V103L243 104V100L241 101L240 100V96L238 97V94H237V97L236 96H234V95H236L235 93H237L235 90H233L235 93H233V91L231 92ZM259 90V91H260ZM0 91H1V89H0ZM19 92H20V90H18ZM22 91V90H21ZM50 91V90H49ZM48 91V92H49ZM60 91V90H59ZM58 91V92H59ZM68 91V90H67ZM66 91V92H67ZM70 91V90H69ZM80 91V90H79ZM78 91V92H79ZM88 91V90H87ZM96 91V90H95ZM107 91V92H108ZM178 91V92H177ZM192 91V90H191ZM257 91V90H256ZM255 91V92H256ZM259 91H257V92H259ZM4 92V93H5ZM23 92H25L24 90H23ZM34 92H36V90H34ZM38 92V93H39ZM46 92V91H45ZM50 92H52V91H50ZM54 92V91H53ZM105 92V91H104ZM109 92V93H110ZM193 92V91H192ZM240 92V91H239ZM238 92V93H239ZM247 92V91H246ZM254 92V91H253ZM18 93V92H17ZM28 93L29 92H27V95H28ZM31 93V92H30ZM42 93V92H41ZM41 93H39L40 95H41ZM44 93V92H43ZM43 93H42V95H43ZM96 93V92H95ZM99 93V92H98ZM100 93H101V91H100ZM99 93V94H100ZM148 93H149V91H148ZM147 93V94H148ZM190 93V92H189ZM249 93V92H248ZM0 94H2V93H0ZM16 94V95H15ZM18 94H20V96H21V93H18ZM24 94V93H23ZM22 94V95H23ZM34 94V93H33ZM45 94V93H44ZM60 94H62V92L60 93ZM66 94V93H65ZM112 93H110V95H111ZM158 94V95H157ZM5 95V96H4ZM7 95V96H6ZM41 95V96H42ZM57 95V94H56ZM156 95H157V97H156ZM16 96V97H15ZM19 96V95H18ZM69 96V95H68ZM86 96V95H85ZM154 96V97H153ZM211 96V95H210ZM221 96V95H220ZM228 96H230L231 97V100L229 101V103L233 106V108H234V111L232 112V113H229V111L225 108V106H224V101H225V99L228 97ZM255 96V97H256ZM261 96V95H260ZM35 97V96H34ZM156 97V98H155ZM248 97H250V96H248ZM24 98V97H23ZM40 98V97H39ZM81 98V97H80ZM15 99H17V100H15ZM28 99V98H27ZM30 99V98H29ZM35 99H37L36 97H35ZM41 99H42V97H41ZM44 99V98H43ZM51 99V100H50ZM112 99V98H111ZM243 99V98H242ZM18 100H21L20 102H19V104H17L16 105V103H15V101L17 102ZM32 100V99H31ZM77 100V99H76ZM113 100V99H112ZM113 100V101H114ZM213 100V99H212ZM239 100L241 101V104H240V102H239ZM73 101V100H72ZM83 101V100H82ZM87 101V100H86ZM215 101V100H214ZM30 103H31V101H29ZM33 102V101H32ZM38 102V101H37ZM75 102V101H74ZM85 102V101H84ZM89 102V101H88ZM21 103V104H20ZM33 103H35V102H33ZM87 103V102H86ZM190 103H189V105H190ZM27 104H29V103H27ZM32 104V103H31ZM78 104V105H79ZM81 104L79 105V106H81ZM85 104V103H84ZM153 103L151 104V105H154ZM186 104V103H185ZM23 106V110H25V111H23L21 108H20V106ZM35 105V104H34ZM86 105V104H85ZM150 105V106H151ZM188 105V104H187ZM73 106V107H74ZM111 106V105H110ZM125 106V105H124ZM156 106V105H155ZM159 106V107H160ZM184 106V105H183ZM212 106V105H211ZM217 106V107H216ZM103 107V106H102ZM118 107V106H117ZM126 107V106H125ZM126 107V108H127ZM154 107V106H153ZM157 107V106H156ZM35 108V109H36ZM111 108V107H110ZM114 108H116V107H114ZM125 108V109H126ZM128 108V109H129ZM134 108H136V107H134ZM145 108V107H144ZM162 108V107H161ZM167 109L168 108H166V111H167ZM168 109V110H169ZM209 109H211V111L213 110L212 108H209ZM97 110V112H95ZM139 110V109H138ZM138 110H134V111H137V112H139ZM184 110V109H183ZM35 111V112H34ZM117 111V110H116ZM133 111V110H132ZM133 111V112H134ZM143 111V112H142ZM170 111V110H169ZM189 111V112H188ZM33 112V113H32ZM125 112V111H124ZM175 112V111H174ZM169 112H167V114H168ZM176 113V112H175ZM189 115H188V114ZM191 113H193V112H191ZM166 114V113H165ZM166 114V117L168 116ZM170 114V115H171ZM117 115V116H116ZM161 115V114H160ZM159 115V116H160ZM177 115V116H176ZM198 116V115H197ZM207 116V115H206ZM24 117V118H23ZM164 117V116H163ZM206 118V117H205ZM204 118V119H205ZM21 119H23V120H21ZM190 119V121H188ZM228 119V120H229ZM134 120V122H132ZM166 120H169V119H166ZM201 120V119H200ZM193 121V122H192ZM226 123V122H225ZM205 124V123H204ZM227 124V123H226ZM225 124V125H226ZM2 126H3V124H1ZM256 125V124H255ZM186 126H188L187 128H186ZM205 127H207V126H205ZM205 127H204V129H205ZM213 127V128H214ZM226 127V126H225ZM211 128V127H210ZM257 128V127H256ZM181 129H183L182 131H181ZM185 129V130H184ZM187 129V130H186ZM193 129H196V130H193ZM236 129V128H235ZM203 130V129H202ZM208 130V129H207ZM217 130V129H216ZM219 130V129H218ZM220 130V131H221ZM251 130H252V127H251ZM250 130V131H251ZM256 129H254V131H255ZM4 131V132H5ZM182 133H181V132ZM224 131V130H223ZM253 131V132H254ZM257 131H258V129H257ZM262 133H264L263 132V130H260ZM200 132V131H199ZM232 132V131H231ZM238 132H239V130H238ZM249 132V131H248ZM253 132L251 131V134H253ZM3 133V132H2ZM222 133V132H221ZM220 133V134H221ZM245 132H243V134H244ZM241 134V133H240ZM246 134H247V132H246ZM249 134V133H248ZM254 134L255 135H257L258 136V134H259V132L257 133V132H254ZM253 134V135H254ZM252 135V136H253ZM211 136V135H210ZM214 136V135H213ZM244 136V135H243ZM252 136H251V138H252ZM263 136V135H262ZM215 137H216V135H215ZM218 137V136H217ZM216 137V138H217ZM222 137V136H221ZM228 137V136H227ZM247 137L248 136H246V139H247ZM255 137V136H254ZM261 137V136H260ZM249 138V137H248ZM264 138V137H263ZM262 137L261 138H259V140H258V138H257V140L258 141H256L255 143H250V145H249V142H246V143H248V144H246V143H244V144H246V145H244L243 144V146H245L246 147V149H248L249 150V148H251L250 150L251 151H249V152H251L250 154H249V156L248 157H246V155L244 156L243 155V153H242V155L240 154V153H235L236 154V156L234 157L235 159L234 160H237V162H238V160L241 162V164L238 162V164H240L239 166L240 167H238V168H241L242 166H244V167H246V168H243V170L242 171H244V169H246L247 170V168L249 169V165L251 164L252 166H258L261 170L260 171H262V172H264V139H263ZM243 139H245V137L243 138ZM250 139V138H249ZM256 139V138H255ZM220 140V139H219ZM222 140V139H221ZM239 140V139H238ZM241 140V139H240ZM251 140V139H250ZM203 141V142H202ZM206 141V142H205ZM248 141V140H247ZM233 142V141H232ZM238 142V141H237ZM242 142V141H241ZM228 143V142H227ZM179 144V143H178ZM224 144V143H223ZM233 144V143H232ZM240 144V143H239ZM177 145V144H176ZM180 145H181V143H180ZM179 145V146H180ZM184 145H183V147H184ZM205 145V146H204ZM236 145V144H235ZM242 145V144H241ZM241 145H240V147H241ZM234 146V145H233ZM174 147H175V152H174ZM205 147V148H206ZM217 147V146H216ZM224 147V146H223ZM227 147V146H226ZM235 147V146H234ZM202 148V147H201ZM225 148V147H224ZM237 148V147H236ZM235 148V149H236ZM180 149H182V148H180ZM185 149V148H184ZM183 149V150H184ZM197 149V150H196ZM208 149V150H209ZM226 149V148H225ZM235 149H233V150H235ZM187 150H190L189 152H187ZM230 150V149H229ZM238 150V149H237ZM185 151V150H184ZM183 151V152H184ZM207 151V150H206ZM226 151V150H225ZM238 151H240V149L238 150ZM245 151V150H244ZM182 152V155L184 156V154L185 153H183ZM199 152V151H198ZM203 152H204V150H203ZM235 152V151H234ZM234 152H231L232 153V155L234 156L235 154H233ZM246 152V151H245ZM248 152V153H249ZM193 153V152H192ZM200 153V152H199ZM211 153V152H210ZM179 154V153H178ZM181 154V153H180ZM214 154V153H213ZM217 154V153H216ZM226 154L230 157V153L228 154V152H226ZM245 154V153H244ZM32 155L35 157V160H37L36 162H37V164L40 162V161H45V166L47 165V162H50V163H48V165L47 166H49V165H56V164H53V161L55 160L54 158H56V160H58V158H59V160L60 161H58L59 163L57 164V165H59L60 163H61V160H62V162H63V164H60V167L63 165V173H62V175L60 176L59 175V177H60V179H58V181H62L63 179L64 180H70L69 182H71V183H68L67 182V184L65 183V181H64V183L63 184H61L60 186H59V188H58V190H56L57 192H55L54 191V188H53V191L52 190H49L50 189V186L48 187V189H47V191L49 192V193H51V194H48V193H46V190L44 191V193H38V194H34V192H32V191H28L29 189H31L32 187H33V189L35 190L36 188H34V186H30L29 185V187H31V188H29L28 186V188H26V190L28 191V192H26V193H28V200H30L32 203L30 204V201H29V205H26L27 203H26V201L24 200V199H26L27 200V194L25 193V195L23 194V197H26V198H23L22 196L20 197V196H16L18 199H20V200H24L23 202L22 201H19L18 202V199L15 197V200L14 199H12V197L14 198V195H15V193H16V191L18 190H16L14 187H15V184L17 183V182H19V181H17L16 182V180L18 179V177H17V179H16V176L13 174V171L15 170V172L18 170H16L15 169V167L14 166H18V168L20 167V169H22V170H20V171H23V172H21V174L23 173V176H24V174H25V172L27 171L26 169H31V168H29V163L31 164V162H32V159L34 158H32ZM176 155V156H175ZM198 155V154H197ZM175 156V158H173ZM209 156H210V154H209ZM220 156V155H219ZM222 156V155H221ZM223 156H225L224 155V152H223ZM227 156V157H228ZM232 156V157H233ZM244 156V157H243ZM47 158H49L50 160L48 161V159ZM180 158H186V155H185V157H182V156H180ZM189 158L190 157H187V162H185V167L188 165V168H186V170L185 171H187L188 169H189V172H190V170H191V172H192V170H193V167H195L194 169H195V171L197 170L196 169V166L194 165V166H192V168H191V164L188 162V160H189ZM225 158V157H224ZM224 158H222V159H224ZM231 158V157H230ZM43 159V160H42ZM44 159H47V160H44ZM54 159V160H53ZM172 159H177L176 160V162H174ZM190 159H192V158H190ZM221 159V160H222ZM226 159H228V158H226ZM225 159V160H226ZM232 159V158H231ZM34 160V159H33ZM55 160V161H56ZM39 161V162H38ZM54 161V162H55ZM189 161H192V160H189ZM57 162V161H56ZM180 162H182V159H181V161ZM220 162H222V161H220ZM226 162V161H225ZM227 162H229V161H227ZM227 162H226V164H227ZM236 162V161H235ZM52 163V164H51ZM189 163V164H188ZM223 163V162H222ZM233 163H234V161H233ZM15 164V165H14ZM32 164L34 165V168L36 167L37 168V164L36 163H34V161L32 162ZM36 164V165H35ZM91 164H93V165H91ZM182 164H184V163H182ZM187 164V165H186ZM193 164V163H192ZM219 164V163H218ZM235 164V163H234ZM254 164V165H253ZM12 165H14V166H12ZM38 165H41V164H38ZM42 165H44V163L42 164ZM90 165V167H88ZM180 165H181V163H180ZM237 165V164H236ZM235 165V166H236ZM30 166H32V165H30ZM182 166V165H181ZM227 166V165H226ZM225 166V167H226ZM234 166V165H233ZM234 166V167H235ZM238 166V165H237ZM248 166V167H247ZM256 166V167H257ZM12 167H14L13 169H11ZM28 167V168H27ZM33 167V166H32ZM41 167V166H40ZM42 167H44V166H42ZM51 168H53L52 166H50ZM97 167V166H96ZM180 167V166H179ZM183 167V166H182ZM222 167V166H221ZM224 167V168H225ZM17 168V167H16ZM48 168V167H47ZM56 168V167H55ZM98 168V167H97ZM184 168V167H183ZM227 168V167H226ZM233 168V167H232ZM231 168V169H232ZM252 168H254V167H252ZM38 169H40V168H38ZM44 169H45V167H44ZM49 169V168H48ZM58 169H59V167H58ZM61 169V168H60ZM59 169V170H60ZM230 169V168H229ZM237 169V168H236ZM13 170V171H12ZM18 170V171H19ZM26 170V171H25ZM34 170V169H33ZM36 170V169H35ZM34 170V171H35ZM51 170V169H50ZM98 171H100L99 169H97ZM177 170H178V168H177ZM180 170V169H179ZM178 170V171H179ZM183 170V169H182ZM238 170L239 169H237V172H238ZM37 171V170H36ZM46 171V170H45ZM104 171H102V174H104L103 172ZM194 171V170H193ZM229 171V170H228ZM231 171H233V170H231ZM260 171H258V172H260ZM31 172V171H30ZM38 172V171H37ZM55 172V171H54ZM60 171H58L57 173H59ZM101 172V171H100ZM181 172V171H180ZM188 172V171H187ZM235 172V171H234ZM18 173V172H17ZM32 173V172H31ZM52 173V172H51ZM95 173V172H94ZM94 173L92 174V175H94ZM186 173V172H185ZM248 173H250L249 171H248ZM20 174V175H21ZM43 174V173H42ZM91 174V173H90ZM174 174H176V173H174ZM231 174V173H230ZM234 174H236V173H234ZM233 174V175H234ZM247 174V173H246ZM250 174H252V172L250 173ZM249 174V175H250ZM254 174V173H253ZM257 174V173H256ZM262 174V173H261ZM17 175V174H16ZM37 175H39V177H40V174L39 173H37L36 175H35V181H36V176ZM86 174H84L83 173V177L85 176ZM87 175H89V174H87ZM91 175V176H92ZM106 175V174H105ZM110 175V174H109ZM111 175V176H112ZM114 175L112 176V177H114ZM127 175V174H126ZM131 175V176H132ZM178 176L180 175V173L179 174H177ZM182 175H183V173H182ZM195 175V174H194ZM229 175V174H228ZM236 175H238V174H236ZM244 176H245V174H243ZM242 175V176H243ZM248 175V176H249ZM46 177H47V174L45 175ZM90 176V177H91ZM108 176V175H107ZM128 176V177H129ZM174 176V175H173ZM241 175H239V177H240ZM247 176V175H246ZM246 176H245V178L244 179H246ZM251 176V175H250ZM20 177V176H19ZM90 177H88L87 179H89ZM96 177V176H95ZM95 177H93V178H95ZM98 177V176H97ZM21 178V177H20ZM19 178V179H20ZM55 178V177H54ZM78 178V179H77ZM119 178H120V175H119ZM131 178V177H130ZM134 178V177H133ZM18 179V180H19ZM22 179H25L26 180V178H22ZM45 179V178H44ZM128 179V178H127ZM229 179V178H228ZM241 179V178H240ZM243 179V180H244ZM262 179V178H261ZM33 180V179H32ZM37 180H39V178H38V176H37ZM43 180V179H42ZM56 180V179H55ZM55 180H54V182H55ZM83 180L84 179H82V182L81 183H83ZM97 180V179H96ZM101 180V179H100ZM235 180V179H234ZM238 180V179H237ZM26 181H28V180H26ZM31 181V180H30ZM45 181V180H44ZM43 181V182H44ZM80 181V180H79ZM85 182H86V180H84ZM91 181V183H92V181H93V179L92 180H90ZM132 181H134V180H132ZM134 181V182H135ZM247 181H249V180H247ZM251 181V180H250ZM249 181V182H250ZM16 182V183H15ZM38 182V181H37ZM46 182V181H45ZM49 182V181H48ZM89 182V181H88ZM230 182H232V181H230ZM59 183H61V182H59ZM95 183V182H94ZM136 183V184H137ZM229 183V182H228ZM233 183V182H232ZM251 183V182H250ZM26 184V183H25ZM31 184V183H30ZM41 184V183H40ZM57 184V183H56ZM68 184H70V185H68ZM101 184V183H100ZM106 184H108V185H110L111 186V184H109V183H106ZM133 184H135V183H133ZM141 184V183H140ZM161 184V185H162ZM245 185H246V183H244ZM248 184V183H247ZM24 185V184H23ZM27 185V184H26ZM46 185V184H45ZM128 185V184H127ZM139 185V184H138ZM228 185V184H227ZM235 185H236V183H235ZM244 185V186H245ZM249 185V184H248ZM254 185V184H253ZM16 186H17V184H16ZM18 186H20V185H18ZM17 186V187H18ZM37 186V185H36ZM67 186V187H66ZM83 186V185H82ZM90 186V185H89ZM94 186H96V185H93V187ZM124 186V185H123ZM137 186V185H136ZM135 186V187H136ZM233 186V185H232ZM250 186H252L251 184H250ZM46 188H47V186H45ZM54 187V186H53ZM63 187V188H62ZM81 189H80V188ZM97 187V186H96ZM125 187V186H124ZM128 187V186H127ZM132 187V186H131ZM141 187V186H140ZM139 187V188H140ZM228 187V186H227ZM247 187V186H246ZM254 187V186H253ZM57 188V187H56ZM84 189L86 188V187H83ZM88 188V187H87ZM106 188V187H105ZM162 188V187H161ZM163 188V190L164 191H166L167 192V190H165ZM250 188V187H249ZM15 189V190H14ZM33 189H31V190H33ZM37 189H39V188H37ZM112 189V188H111ZM111 189H110V191H111ZM128 189V188H127ZM247 189V188H246ZM252 189V188H251ZM12 190H14L15 191V193H14V191H11ZM23 190H24V188H23ZM22 190V191H23ZM42 190L43 189H41V191L40 192H42ZM60 190V191H59ZM102 190V192H100L99 193V191H101ZM124 190V189H123ZM126 190V189H125ZM133 190H135L136 191V188L135 189H132V191ZM173 190V189H172ZM228 190V189H227ZM237 190V189H236ZM235 190V191H236ZM248 190V189H247ZM246 190V191H247ZM37 191H39V190H37ZM51 191V192H50ZM58 191H59V193H58ZM91 191V192H90ZM128 191V190H127ZM130 191L131 190H129V196H131V193H130ZM171 191V190H170ZM226 191V190H225ZM29 192H32V194L31 193H29ZM54 194H53V193ZM62 192L64 193V195L62 194ZM83 192H85V193H83ZM106 192H108V194L106 193ZM123 192V191H122ZM126 192V191H125ZM165 192V193H166ZM229 192H230V190H229ZM238 192H240V191H238ZM2 193V192H1ZM3 193H2V195H3ZM11 193H14V195L12 196V194L10 195ZM17 193H19V190H18V192ZM23 193V192H22ZM58 194V195H56V194ZM133 193V192H132ZM169 193V192H168ZM175 193V192H174ZM178 193V192H177ZM237 193V192H236ZM241 193V192H240ZM30 194L32 195V196H30ZM46 194H48V195H46ZM61 194V195H60ZM123 194V195H122ZM146 194V193H145ZM167 194V193H166ZM169 194H171V193H169ZM169 194H168V196H169ZM186 194V193H185ZM184 194V195H185ZM229 194V193H228ZM4 195V196H5ZM10 195V196H9ZM17 195H21V193L20 194H17ZM133 195V194H132ZM164 195V194H163ZM172 195V196H171ZM170 196H171V198H169L171 201L169 202L170 203V205L168 206V208H167V206H165V210L164 211H167L168 210V215L171 217V215H175L179 210V208L178 207H180L179 205V198L181 199V197H177L176 196V194L173 196V194H171ZM181 195V194H180ZM235 195V194H234ZM167 196V195H166ZM169 196V197H170ZM236 196V195H235ZM32 197V199H30ZM144 197H146V196H144ZM230 197H231V195H230ZM237 197V196H236ZM236 197H234V198H236ZM22 198V199H21ZM130 198V197H129ZM227 198H229V197H227ZM233 198V197H232ZM0 199V200H1ZM17 199V200H16ZM138 199V198H137ZM150 199V198H149ZM152 199V198H151ZM229 199H231V198H229ZM239 199V198H238ZM244 199H245V197H244ZM1 200V201H2ZM117 200H119V204H118V201ZM140 200V199H139ZM144 200V199H143ZM146 200V199H145ZM163 200V199H162ZM165 200H167V198L165 199ZM224 200V199H223ZM242 200H243V197H242ZM13 201H15L16 203H20L19 204V206H17L18 208H22L23 209V211H20V215L19 216H21V212H22V215H23V213H24V211L26 210V208L28 209V207H33V209H32V207L30 208V209H32V210H30V211H28V213L27 212H25V213H27V214H25V218L23 217V216H21L22 218H21V220H23V218H24V220H23V222L21 221V223H25L26 225H28V226H24V228L23 229H21V227H20V229H18L19 228V225L18 224H21V223H19L20 222V220H18L19 219V217H18V215H17V217L15 216L14 218L16 219V221H17V223H16V225H18L17 227H16V225H12V224H10V221H11V223H13V221H15L14 220V218L12 219V217H13V213H14V215L15 214H17V213H19L18 211L20 210V209H18V208H15L16 206L15 205H17L16 203L14 204V202ZM116 201V202H115ZM149 201H151V200H149ZM148 201V202H149ZM169 201V200H168ZM227 201V200H226ZM236 201V200H235ZM235 201H234V203H233V200H231V201H227L225 204H226V207H224V208H221V209H224L223 210V213H222V216L221 217H219L216 213V215L218 216V217H216V219L214 218V217H212V218H214V220L217 222L218 221V224L215 226V223L212 225L213 226V228H214V226L216 227L214 230H211V232L210 231H207V230H209L207 227H208V223L211 221L208 217V219L210 220H208V222L206 223H202V224H204L205 226L207 225V227H205L204 229V231L202 230V231H199V230H195L196 232L198 231V233H197V241H200L199 243H201V241L203 242V239L205 240V238H206V240H208L209 239V237L211 236V237H215L214 239H216L217 237H219V240H220V238H222L221 240L222 241H224V242H226L227 243V246H225L224 248V250H225V252L224 253H226V252H228V251H231L232 253L230 254V256H228V257H231V259H226V257H223L224 259H222V261L223 262H219L220 264H229V262L231 261V263L230 264H264V209H256L255 211L254 210H249V209H251V208H243V207H240L239 205H237V204H235ZM239 201V200H238ZM28 202V201H27ZM113 202V203H112ZM152 202V201H151ZM240 202V201H239ZM248 202V201H247ZM1 204H3L2 202H0ZM24 204L25 203V205L27 206L26 208L24 207V206H22V207H20L21 206V204ZM139 203V202H138ZM147 203V202H146ZM152 203H155L154 201L152 202ZM159 203V202H158ZM14 204V205H13ZM22 204V205H23ZM114 204H118V205H120V206H122V208H120V209H118V210H116L117 211V213H115L114 214V210L116 209L115 207H117L116 205L114 206ZM132 204V205H131ZM137 204V205H136ZM141 204H144L143 202L141 203ZM141 204H139V208H140V205ZM163 204V203H162ZM166 204V203H165ZM184 204V203H183ZM240 204V203H239ZM247 204V203H246ZM152 205H154V204H152ZM152 205H150V207L152 206ZM160 205V204H159ZM167 205V204H166ZM248 205H250L249 203H248ZM256 205H258V204H256ZM10 206V207H9ZM12 206V207H11ZM36 206H38L37 208H34V207H36ZM39 206H40V208H39ZM41 206H43V207H41ZM55 206H58L59 208H57V207H55ZM60 206L61 207H64V208H60ZM147 206V205H146ZM224 206V205H223ZM222 206V207H223ZM262 206V205H261ZM13 207H14V210L15 209H17V210H15L14 212H13ZM132 207H133V209H132ZM143 207H144V205H143ZM141 208L142 210H143V212L141 213V214H143L144 213V208ZM149 207V206H148ZM155 206H153V208H154ZM161 207V206H160ZM249 207V206H248ZM251 207V206H250ZM253 207V206H252ZM256 207V206H255ZM2 208V207H1ZM1 208H0V210H1ZM42 209V211H40L39 209ZM52 208H54L55 209V211L52 209ZM65 208H66V210L67 211H64L65 210ZM115 208V209H114ZM220 208V207H219ZM257 208V207H256ZM3 209V208H2ZM21 209V210H22ZM25 209V210H24ZM52 209V210H51ZM57 209V210H56ZM59 209H61V211H59ZM64 209V210H63ZM114 209V210H113ZM137 209V208H136ZM161 209V208H160ZM159 209V210H160ZM167 209V210H166ZM181 209V208H180ZM252 209H254V208H252ZM33 210H34V212H33ZM63 210V211H62ZM133 210V211H132ZM142 210H140V212L142 211ZM145 210H147V212H146V214H145V216L147 215V213H148V216H150V214H149V212L150 211H152V209H150V211H149V209H145ZM153 210H155V209H153ZM156 210H157V208H156ZM158 210V212H160ZM57 211V212H56ZM114 211V212H113ZM138 211V210H137ZM161 211H163V206H162V209H161ZM217 211V210H216ZM219 211V210H218ZM222 211V210H221ZM220 211V212H221ZM17 212V213H16ZM30 212V213H29ZM39 212H40V214H39ZM121 212V211H120ZM130 212H129V214L128 215H130ZM134 212H136V210L134 211ZM139 212V211H138ZM139 212V213H140ZM211 212V211H210ZM112 213H113V215H112ZM166 213V212H165ZM1 214V213H0ZM28 214H30L28 217L26 216V215H28ZM121 213H119L118 214V216L120 215ZM140 214V215H141ZM158 214H160V213H158ZM163 214V213H162ZM220 214V213H219ZM32 215H31V217H32ZM37 215V216H36ZM127 215V216H128ZM132 215V214H131ZM135 214H133V216H134ZM136 215H139L138 213H136ZM139 215V217H141ZM151 215H153V213H151ZM166 215V214H165ZM185 215V214H184ZM183 215V216H184ZM5 216H6V218H8V219H6L5 218ZM12 216V217H11ZM158 216V215H157ZM156 216V217H157ZM160 216H161V214H160ZM159 216V217H160ZM163 216V215H162ZM176 216V215H175ZM175 216H174V218H175ZM189 216V215H188ZM204 216H208V215H204ZM213 216H214V214H213ZM1 217V216H0ZM3 217V216H2ZM27 217V218H26ZM30 217V218H31ZM42 217V219H45V220H39L40 218ZM44 217V218H43ZM58 217H59V219H58ZM121 217H122V215H121ZM125 217V216H124ZM131 217V216H130ZM130 217H128V218H130ZM138 217V216H137ZM137 218V219H140V218ZM143 217V216H142ZM147 217V216H146ZM165 217V216H164ZM167 217V216H166ZM193 217V216H192ZM112 218V217H111ZM116 218V217H115ZM123 218V217H122ZM133 218H136V217H133ZM153 218V217H152ZM162 218V217H161ZM181 218H183L182 216H181ZM187 218V217H186ZM189 218V217H188ZM194 218V217H193ZM207 218H206V220H207ZM210 218H211V216H210ZM32 220L31 221H33V218H31ZM49 219H52V220H49ZM120 219L121 218H118L117 219V221H116V219H113L115 222V226L117 225V226H120L121 225V222H119L120 221ZM127 219V218H126ZM125 219V220H126ZM150 219V218H149ZM157 218H155V220H156ZM164 219V218H163ZM162 219V220H163ZM167 219V218H166ZM195 219H197V218H195ZM205 219V218H204ZM204 219H202L203 221H204ZM219 219V220H218ZM9 220V221H8ZM13 220V221H12ZM28 220H30V219H28ZM27 220V221H28ZM56 220V221H57ZM66 220V221H67ZM112 220V219H111ZM119 220V221H118ZM146 220V219H145ZM152 220V219H151ZM154 220V219H153ZM161 220V219H160ZM160 220H158L157 222H159ZM171 220V219H170ZM183 220V219H182ZM193 220V219H192ZM213 220V219H212ZM214 220H213V222H214ZM8 221V222H7ZM31 221H28V222H31ZM65 221V220H64ZM65 221V222H66ZM68 221L66 222V224L68 223ZM127 221V220H126ZM163 221H167V220H163ZM190 221H191V219H190ZM196 222H193L192 223V225L195 223V224H197V220H195ZM2 222V221H1ZM37 222V223H38ZM59 222L60 221H57V224L59 225ZM119 222V223H118ZM128 223H129V221H127ZM150 222V221H149ZM156 222V223H157ZM200 222H202L201 220H200ZM212 222V221H211ZM15 223V222H14ZM32 223H35L34 221L32 222ZM42 223V222H41ZM47 223V222H46ZM45 223V224H46ZM50 223V222H49ZM48 223V224H49ZM52 223V222H51ZM54 223H56V222H54ZM53 223V224H54ZM60 223H63V221L62 222H60ZM71 223V222H70ZM110 223H112V222H110ZM126 222H123V224H125ZM139 223V222H138ZM5 224V223H4ZM24 224V225H25ZM36 224V223H35ZM34 224V225H35ZM39 224V223H38ZM43 224V223H42ZM47 224V225H48ZM53 224H49L48 225V228H49V226H52ZM64 224V223H63ZM66 224H65V226H66ZM79 224H77V225H79ZM194 224V225H195ZM12 225V226H11ZM22 225V224H21ZM55 225V224H54ZM53 225V226H54ZM70 224L68 223V226H69ZM80 225V226H81ZM98 225V226H97ZM102 225V224H101ZM112 225H114V224H112ZM158 225V224H157ZM160 225V224H159ZM183 225H185L184 224V222H183ZM188 225H190V223H188ZM199 225V223L197 224V226ZM6 226V225H5ZM13 226H15V228L13 227ZM31 226H32V224H31ZM37 226V225H36ZM40 226H41V224H40ZM45 226V225H44ZM65 226H63L65 229L64 230H66V228H71V227H65ZM80 226H76V227H78V228H82V227H80ZM109 226V225H108ZM151 226V225H150ZM196 226V225H195ZM196 226V227H197ZM1 227V226H0ZM7 227V226H6ZM5 227V228H6ZM30 229H28V228ZM59 227V226H58ZM86 227V226H85ZM85 227H84V229L82 230V229H80V231L82 230V231H84L85 230ZM111 227V226H110ZM126 228L127 229V227H124V225H122L121 226V228ZM186 227H188L187 226V224H186V226H185V228ZM190 227V226H189ZM196 227H193V226H191V230H190V228L188 229V228H184V230L187 232V234L188 233H190V232H195V231H193V229L195 228V229H197ZM200 227H202L201 225H200ZM199 227V228H200ZM210 227V226H209ZM8 228V229H9ZM42 228H43V226H42ZM55 228V226L52 228V229H54ZM61 228V227H60ZM60 228H58L59 230H60ZM101 228V231H102V226L100 227ZM106 228V231H105V235L104 234H102L104 237H103V241H105V240H107V239H111L110 237H112V235L114 236L115 234H113L112 232H114L113 230L114 229H116V227H114V228H110V230H112L111 232H110V230H107V226L105 227ZM120 228V227H119ZM193 228V229H192ZM212 228V227H211ZM37 229L39 230V228L37 227ZM46 229H47V227L45 228V231H46ZM77 229V228H76ZM76 229H75V232H76ZM99 231H98V230ZM109 229V228H108ZM125 229V230H126ZM130 229V228H129ZM5 230V229H4ZM48 230H51V229H48ZM61 230H63V229H61ZM69 230V229H68ZM71 230V229H70ZM69 230V231H70ZM72 230H74V229H72ZM71 230V231H72ZM88 230H86V231H88ZM104 230V229H103ZM118 230V229H117ZM120 230V229H119ZM181 230V229H180ZM189 230H190V232H189ZM2 231V230H1ZM6 231H8L7 230V228H6ZM53 231V230H52ZM56 231H58L57 230V227H56ZM67 231V230H66ZM107 231H109V232H107ZM124 231V230H123ZM122 231V232H123ZM129 231V230H128ZM182 231V230H181ZM180 231V232H181ZM36 232V231H35ZM40 232H43V231H40L39 230V232H37V234H34L33 236H40L39 234H41ZM54 232V231H53ZM74 232V231H73ZM74 232V235H75V237L77 236V233H75ZM79 232V231H78ZM103 232V231H102ZM116 232V231H115ZM183 232V231H182ZM196 232L194 233L195 235H196ZM30 233H32V234H30ZM43 233H45V232H43ZM52 233V232H51ZM67 233V232H66ZM79 233H81V232H79ZM78 233V234H79ZM83 233V232H82ZM87 233V232H86ZM193 233H191V234H193ZM5 234V233H4ZM50 234V233H49ZM54 234L56 235V233L54 232L53 233V237H54ZM70 234H71V232H70ZM90 234H88V235H90ZM101 234V233H100ZM117 234V233H116ZM130 234V233H129ZM184 234V233H183ZM44 235V234H43ZM47 235H48V233H47ZM86 235V234H85ZM180 235V234H179ZM178 235V236H179ZM181 235H182V233H181ZM185 235V234H184ZM194 235V236H195ZM1 236V235H0ZM2 236H3V234H2ZM72 236H73V234H72ZM82 236V235H81ZM81 236H79V238L81 237ZM188 236V235H187ZM187 236H185V237H187ZM60 237V236H59ZM91 237V236H90ZM89 237V238H90ZM189 237V236H188ZM192 237H193V235H192ZM199 237V238H198ZM1 238H3V237H1ZM0 238V244H2V245H4L6 242H5V238H3V239H1ZM52 238V237H51ZM58 238V237H57ZM84 238H86V236L84 237ZM101 238V237H100ZM118 238H119V236H118ZM78 239V238H77ZM112 239H113V237H112ZM115 239V238H114ZM200 239V240H199ZM212 239V238H211ZM211 239H209L210 240V242H211ZM79 240V239H78ZM88 240V239H87ZM98 240V239H97ZM100 240V239H99ZM117 240H119V239H117ZM196 240V239H195ZM82 241H85V240H82ZM108 241V240H107ZM112 241V240H111ZM110 241V242H111ZM221 241V242H222ZM21 242V243H22ZM89 242V241H88ZM98 242V241H97ZM102 242V241H101ZM4 243V244H3ZM20 242H18V243H16L15 242V244H21ZM26 243H24V244H26ZM90 243V242H89ZM206 243H208V242H206ZM223 243V242H222ZM226 243H225V245H226ZM14 244V245H15ZM81 244V243H80ZM82 244H84L85 245V243L83 242ZM100 244V243H99ZM102 244V246H103V248H104V245H105V243L103 242V243H101ZM100 244V245H101ZM224 244V243H223ZM1 245V246H2ZM11 245H13V244H11ZM22 245V244H21ZM90 245V244H89ZM0 246V247H1ZM8 246V245H7ZM18 246V245H17ZM17 246H16V248H17ZM23 246V245H22ZM25 246V245H24ZM82 246V245H81ZM91 246V245H90ZM97 246V245H96ZM102 246H100L101 248H102ZM15 247V246H14ZM20 247V246H19ZM19 247H18V249H19ZM28 247V246H27ZM89 247V246H88ZM211 247V246H210ZM209 247V248H210ZM226 247H227V249H226ZM3 248V247H2ZM10 248V247H9ZM8 248V249H9ZM16 248H15V250H16ZM21 248V247H20ZM25 248V247H24ZM23 248V250H25ZM84 248H87V245H86V247H84ZM222 248V247H221ZM4 249V248H3ZM2 249V250H3ZM13 249V248H12ZM28 249H32L31 247H28ZM92 249V248H91ZM98 249V248H97ZM105 249V248H104ZM217 249V248H216ZM219 249H220V247L218 248V251H219ZM230 249H232V250H230ZM20 250V249H19ZM18 250V251H19ZM23 250H21V251H23ZM86 250V249H85ZM89 250V249H88ZM207 250H209V249H207ZM222 250V249H221ZM228 250V251H227ZM7 251V250H6ZM13 251H14V249H13ZM28 251V250H27ZM102 251V250H101ZM217 251V250H216ZM217 251V252H218ZM1 252V251H0ZM15 252V251H14ZM4 254H5V252H3ZM10 253H11V251H10ZM10 253H9V255H10ZM20 253H24V252H19V255H21ZM85 253H86V251H85ZM95 253V252H94ZM106 253V252H105ZM209 253V252H208ZM207 253V254H208ZM214 253V252H213ZM212 253V254H213ZM223 253V252H222ZM8 254V253H7ZM15 254H16V252H15ZM27 254V253H26ZM30 253H28V255H29ZM92 254H93V252H92ZM211 254V255H212ZM227 254V253H226ZM225 254V255H226ZM2 254H0V256H1ZM7 255V258H5V259H7L8 260V258L10 257V256H12V255H14V254H12V255ZM19 255H17V256H19ZM27 255V256H28ZM224 255V256H225ZM5 257H6V255H4ZM4 256H2L3 258H4ZM9 256V257H8ZM21 256H23V255H21ZM21 256L18 258V259H16V255L14 256L15 257V259H14V257H13V259H12V257H11V261H13V263L10 261V262H8L7 261V263H5V264H8V263H11V264H24L25 262H27V260L29 261L30 260V263L29 262H27L28 264H32V261H31V255L29 256V258L27 257H22V259H24V258H26V261L23 263V261H21L20 260V258H21ZM24 256H26V255H24ZM93 256V255H92ZM206 256H208V255H206ZM89 257V256H88ZM91 257V256H90ZM210 257V256H209ZM1 258V257H0ZM2 258V259H3ZM98 258V257H97ZM105 258V257H104ZM216 259H217V257H215ZM94 260V259H93ZM215 260V259H214ZM213 260V261H214ZM218 260V259H217ZM219 260H221V258L219 259ZM228 262H227V261ZM6 261V260H5ZM86 261V260H85ZM0 262H1V260H0ZM3 263H4V261H2ZM160 262V261H159ZM2 263V264H3ZM27 263H25V264H27ZM156 263H157V261H156ZM212 263V262H211ZM219 263H217V264H219ZM1 264V263H0ZM160 264V263H159ZM212 264H214V263H212ZM215 264H216V261H215Z\"/></svg>","mask_w":264,"mask_h":264},{"label":"rangeland","instance_id":"2","mask_svg":"<svg viewBox=\"0 0 264 264\" xmlns=\"http://www.w3.org/2000/svg\"><path fill=\"white\" fill-rule=\"evenodd\" d=\"M104 1V0H103ZM107 1V3H105ZM111 1H115V0H111ZM126 2H125V5H123L124 7H122V9L120 8H118V5H117V3L115 4L114 2H111V3H108V2H110V1H108V0H105L104 1V3L102 2V4H100V2L99 1H97V0H94V1H92V0H37V1H35V0H29V1H27V0H8V1H6V0H0V56L2 57L3 55H2V53L4 52L3 50L4 49H8L9 50V52H11L12 54H15V55H12L11 53V55H12V57L14 58V59H12V57H10V59H12L13 60V67H18L19 66V68H15L16 69V71L17 72H19V73H21V77H20V74H18L17 75V77H15V83H17L16 85H20V87H21V85H22V87H21V89L19 88V86H17L18 88H16L17 89V91H16V98H19V99H21L22 98V102L21 103H23V105H24V108H26L25 107V105L26 106H29V107H27V108H29L30 109V107L32 106V110H27V108L25 109V110H27V111H33V110H37V108L39 107V104H43V103H45V102H47V100H49V99H45V98H47L46 97V95L48 94V95H50L51 93L52 94H54L56 91V93L54 94L55 95V99H56V97H58L59 98V96L62 98H67L72 104L71 105H73V103L74 104H77V102L79 101L80 102V104L82 103L84 106H89V104H90V106H89V108H91V106L93 107V110L94 109H97L98 110V113H100V111L103 113V111L105 110L106 111V109L107 110H112V111H114V112H116V114L119 112L118 110L120 109V110H122V111H120L119 112V114H121V115H118V116H123V114H124V116L126 117V116H130V115H132V116H130L132 119L134 118V117H136V118H134V120H135V122H134V120L132 121V122H134V123H136V120H138L139 121V119L137 118V115L139 116V115H141L142 113H141V111H140V109L141 110H143L142 112L146 115L147 114V116H151L152 115V117L154 116L155 118H160L163 122H167V121H169L170 122V120H171V116L173 115V117L175 116V114H177V115H179L180 113L179 112H177V111H179L178 109L182 106L183 107V109L181 108V110L180 111H182V112H184V111H186L187 112V110H191V104L192 103H190L191 102V100H192V96H193V94L194 93H196L195 91L199 88V86L201 85V86H204V87H206L207 86V88L209 89V94H207V96L204 98V100L205 101H210V102H208L207 104H209L210 106L208 107V109H207V114H205V116L204 115H200V114H196V112H194V111H188L189 112V117L187 116V118H190V116H191V120L193 119V121H195V119H196V121L197 120H199L198 121V125H196V128L198 127V130H196V129H193V130H196V132L197 133H199L200 134V138H199V140H203L204 138H203V135L202 134H204L205 132L204 131H209V132H207L208 133V135H209V138L211 137H213L214 138V141L215 142H217V144H215L216 146H215V148H207L205 145V147H203V145L201 144V147H200V149L199 148H197L196 150H197V152L196 151H194V150H191V153H189V155L187 156V154L185 153L186 152V147H185V145H184V143L182 144V142H181V140L180 141H178L176 144H175V147H176V150H178L177 151V153H175V154H177V158H179L178 160L177 159H172L174 162H176V160H177V163L175 164L174 163V165H175V167L177 166V168H178V170H177V168H176V170H175V172H173L172 174L174 175H171V179L169 180V186H170V190H167L166 188H164V186H163V184H162V182L160 181V179L158 178L159 176L157 175V174H154V175H143L144 176V178H141V177H139L140 179H142V180H140V182H138L137 183V180L135 181V179H136V176H133L131 173H130V176H129V174L128 173H126V174H123L124 176H122V174H113L114 175V177H112L113 175H112V173H110V172H107V171H104V170H101L100 168H99V166L97 165V163H95V167H94V165L93 164H91V165H93V168H95L94 170L95 171H93V170H91V174L88 172V171H90L89 169H92L91 167H90V165L88 166V167H90V168H87V172H86V168L84 169V171H83V173L84 174H86L84 177H83V173H81L82 175H80V176H77L78 178H80V177H82V179H84V180H86V182L83 180V183H81L82 182V179L80 178V179H78V184H79V186L80 187H82V191H88L87 189H89L90 188V190L92 189V191H94L95 193L97 192V191H95V190H97L98 189V186H99V189L101 188H103V191L105 192V190L107 189V191H108V187H109V193H112V194H115V193H123V194H125V196L123 195L122 197H123V200L126 198V195H127V193H128V199H127V201L128 200H131V199H133V198H135V200L133 199V200H131L130 202L132 203V204H134V202L135 203H137L138 204V206H135V204L133 205V207H134V211L136 210V212H134L133 210V212H130V215H128L129 214V212L126 214L124 211V208H122V206H120V205H118L120 202H119V200H117L118 201V206L116 205V204H114V206L116 205L117 207H115L113 210L115 211H113L114 212V214L115 213H117V211L116 210H118V209H120V208H122L123 209V213H122V210L120 209V210H118V213L117 214H115V215H113V213H112V215L113 216H111V217H109L110 219H108V218H106L107 220L105 221V220H103V222H105V223H102V221H101V224L98 222V229L100 230H98L99 231V237L97 238L96 237V235H95V237H94V235H92V234H90L91 232H90V230H91V228H89V225L88 224H85L84 226H83V223H82V225H81V223L79 224V222L77 223V224H79V225H77V224H75V221L76 220H74V218H72V219H69V221L65 218H63V219H59V217H58V219L59 220H57V218H55L57 221H60V222H62L63 221V223H60L59 222V225L57 224V221L56 220H52V219H49V220H52V221H47V220H45V219H42V217L39 219V220H45V222H43V221H35V220H37L38 218H39V216H37L38 218H35V216H34V213L37 211V213H38V210L36 209V211L34 212V210H33V215H32V213H30L31 211L30 210H32L33 209V207H32V209H30L31 207H28V209L26 208L27 206L26 205H29V201L30 200H28L29 198V196H28V193H26V192H28V191H32V192H34V194H40V193H44V191L46 190V193H48V194H51V193H49L48 191L49 190H52L53 191V188H54V191L55 192H57L56 190H58V188H59V186L61 185V184H63L64 183V181H65V183L67 184V182L68 183H71V182H69L70 180H60V181H58V179H60V177H59V175L61 176L62 175V173L64 172L63 171V165L60 167V164H63V162H62V160H61V163L59 164V165H57L59 162L58 161H60L59 160V158H58V160H56V158H54L53 160L55 161H53V164H56V165H49V166H47L48 165V163H50V162H47V165L45 166V161H38L39 163L38 164H41V165H38L37 164V160H35V157L32 155V158L34 159H32V162L34 161V163H36L35 165L37 166V168L35 167L34 168V165L32 164V162H31V164L29 163V168H31V169H26L25 171V174H24V176H23V171H20V170H22V169H20V167L18 168V166H14V165H12V166H14L15 167V169L17 170L16 172H15V170L13 169L14 167H12L11 169H13L12 171H13V174L16 176V179H17V177H18V179L16 180V182L17 181H19V182H15L16 184H17V186L18 185H20V186H16V184H15V189L17 190H19V193H17L18 192V190L16 191V193H15V189L14 190H12V191H14V193H15V195H14V193H11L12 194V196L14 195V198L12 197V199H14L15 200V197L17 196H22L23 197V194L25 195V193L27 194V200L26 199H24L25 201H26V205H25V203L22 205L21 204V206L20 207H22V206H24L25 208H26V210L24 211V213H23V215H22V212H21V216H23L24 218H25V214H27L28 213V211H30L29 213L32 215V217H31V215L30 214H28V215H26L27 217L30 215V217L31 218H33V221L36 223H32L33 221H31L32 219L29 217V218H27V219H25L24 220V218H23V220L25 221V223L27 222V223H30L29 225V228H31L32 229V231L30 230V232H34V234H37V232H39V230L40 231H43V232H45V233H43V232H40L41 234H39L40 236H33L34 234H32V233H30V234H32V245L30 244V245H28L26 242H24V243H26V244H24L22 241H21V239H20V241L18 240V242H22L21 244L23 245H21V244H15V242L16 243H18L17 242V240H14V243H13V239L11 240V241H9L10 239H11V237H9V235L7 236V232H8V234L10 233V236H11V231L9 232V230H12L11 229V227L9 228L8 226H10L9 224H6V222H4L3 220V218H4V215H6L5 213L7 212V209H8V207H7V203L5 204V201H4V203H3V200H5L6 199V195L3 193L4 191H0V196H3V200L1 201L0 200V202H2L3 204H1L0 203V208H1V210H0V218H2L1 219V221H0V238L1 237H3V238H5L6 240H5V244L4 245H2V244H0V254H2L0 257V260H1V264L3 263L2 261H4V263L3 264H5V263H7V261L8 262H10L12 259H13V257L16 255V259H18L21 255H23V256H21V258H20V260L21 261H23V263L26 261V258L28 257L29 258V256L31 257V261H32V264H212V263H214L215 264V261H216V264L217 263H219V262H223L222 261V259H224L223 257H226V259L228 258V259H231V257H228V256H230V254L232 253L231 251H228V252H226V253H224L225 252V246H227V243L226 242H224V241H222L223 239L222 238H220V240H219V237H217L216 239H214L215 237H209V239H211V242H210V240L208 239V240H206V238H205V240L203 239V242L201 241V243H199L200 241H197V233H198V231L196 232L195 230H199V231H204L206 228L205 227H207V225L205 226L204 224H202V223H207L208 222V220L210 221L209 223H208V229L209 230H207V231H210L211 232V230H214L216 227V225L218 224V221L216 222L215 220H214V218L216 219V217H221L222 216V213H223V210L224 209H221V208H224V207H226V202L228 201H231V200H233V203H234V201H235V204H237V205H239L240 207H243V208H251V209H249V210H256V209H264V172H262V171H260L261 169L257 166H255L254 164V166H252L251 164L249 165L250 167H249V169L247 168V170L246 169H244V171H242L243 170V168H246V167H244V166H242L241 168H238V167H240L239 165L241 164V162L238 160V162L240 163V164H238V162H237V160H234L235 158V156H236V154L235 153H240L241 155H242V153H243V155L245 156L246 154V157H248L249 156V154L251 153V152H249V151H251L250 149L251 148H249V150L248 149H246V147L245 146H243V144L244 143H246V142H249V145H250V143H255L256 141H258L259 140V138H263L264 137V133H262L260 130H263V132H264V129H263V124H261L260 123V125H262L261 127L262 128H260V126H259V122H258V124L257 123H254L251 127H252V130H251V127L250 128H248L247 130H245V131H242L241 132V130L239 129V126H237V124H235V123H233V120L232 119H229L230 117H228V116H226L227 117V119L226 118H224V127L222 128V130L220 129V128H218L219 126H217V127H214L215 126V124H214V118H215V116L213 117V115H214V108H215V106H214V104L215 105H217L218 106V104L217 103H220L221 101H220V99L222 98L223 99V95L224 94H226L227 92H229V90L232 88V86H230L231 88L229 89V90H227V87L229 88V85L228 86H224L222 83L220 84V82H222L220 79H219V77L217 78V77H215V75L216 76H218L217 75V71H219V69L221 68V63L220 62H218V61H214L213 63H212V61H206L207 62V64L205 63V62H202V63H198L199 61H200V59H198V55H197V53H195V45H196V43L194 42V40H192L191 41V39H188V38H192V39H195V31H192V30H196V28L195 29H193V28H191V23H188V22H190V20H188V19H185L188 15H190V13L188 12V10L191 8V4H189L188 5V3H186V2H184V4L185 5H183V1H182V3H177V2H179V1H174L173 3H172V1L171 0H155V2L153 3V1L152 2H149V1H147V2H145L146 3V5H144L145 7H147L148 9H152V10H154V11H152V14L153 13H155V15L156 16H159V18H158V20L157 21H159V23H157L156 22V24H155V22H153V24H152V22H151V24L150 23H148L147 24V22L145 21V24H147L148 25V27L144 24V22L143 21H141V22H143V23H141L140 22V24H141V26L139 25L138 26V24H139V21L138 22H136V23H133V21H131L130 20V23L128 22L129 21V19L130 18H127L128 16H129V12L131 11L130 10V8H129V0H125ZM151 1V0H150ZM164 3H163V2ZM169 1H171V2H169ZM226 1V3L228 2V1H230L231 2V0H225ZM144 2V1H143ZM142 1L141 2H139V4L141 5L142 3H143ZM156 2H157V4H156ZM160 2V3H159ZM169 4H168V3ZM37 3V4H36ZM145 3H143V4H145ZM167 3V4H166ZM174 3H175V6H174ZM225 3V2H224ZM229 3V2H228ZM28 4V5H27ZM110 4V5H109ZM116 6H115V5ZM126 4H128V5H126ZM213 4L215 5V6H218V5H220L219 3H215V1H213ZM216 4H218V5H216ZM222 5H224L223 3H221ZM35 5V6H34ZM104 5V6H103ZM155 7H154V6ZM167 5V6H166ZM186 5H188L187 7L189 8V9H186L185 8V6ZM228 5V4H227ZM32 6H34V7H31ZM40 6V7H39ZM65 6V7H64ZM99 6V7H98ZM157 6V7H156ZM163 6V7H162ZM224 6H226V5H224ZM36 7H38V8H36ZM112 7V8H111ZM115 7V8H114ZM149 7H151V8H149ZM169 7V8H168ZM173 7V8H172ZM175 7V8H174ZM65 8H67V9H65ZM69 8V9H68ZM104 8H106V9H104ZM111 8V9H110ZM154 8V9H153ZM157 8V9H156ZM165 8H166V10H165ZM183 8H185V9H183ZM14 9V10H13ZM16 9H17V11H16ZM19 9V10H18ZM25 9V10H24ZM38 9V10H37ZM102 9V10H101ZM112 9L114 10L115 9V11H112ZM159 9V10H158ZM31 10H35V13L33 12V11H31ZM40 10V11H39ZM44 10V12L41 14V13H39V12H41V11H43ZM119 10V11H118ZM120 10L122 11V13L120 12ZM124 10H125V12H124ZM173 10V11H172ZM182 10H186L185 12H186V14H185V16L187 15V12H188V15L185 17L184 16V13H180ZM11 11H14V13H12ZM20 11H21V13H20ZM25 11H27V12H25ZM45 11H47L48 13L50 12L51 14H46V12ZM56 11V12H55ZM80 11V12H79ZM102 11V12H101ZM110 11H112V12H110ZM160 11L162 12V13H160ZM177 11H179L178 13H177ZM8 12H11L12 14H16V15H12L11 13L9 14ZM17 12V13H16ZM37 12V13H36ZM114 12V14L113 15H111V13H113ZM117 12V13H116ZM118 12H120L121 13V15H120V13H118ZM126 12H127V14H126ZM184 12V11H183ZM6 13H8V14H6ZM20 13V14H19ZM26 13V14H25ZM40 14V16H45V15H50L49 17H50V19L49 20H51V21H49L50 23H52V24H50V26H49V28L51 29V31H49V32H51V34H50V38L49 37H46V41H43L44 39L42 38V39H40V37H38L39 35H37L35 32H33V30H32V26H33V24H34V26H35V24H37L38 23V21H37V17L39 16V14ZM65 13V14H64ZM80 13V14H79ZM158 13V14H157ZM164 13H165V15H164ZM174 13V14H173ZM7 16H6V15ZM32 14V15H31ZM98 14V15H97ZM100 14V15H99ZM106 16H105V15ZM163 14V16H161ZM170 14V15H169ZM176 14V15H175ZM180 16H179V15ZM5 15V16H4ZM26 15V16H25ZM36 15H37V17H36ZM55 15V16H54ZM71 15V16H70ZM75 15V16H74ZM79 17H78V16ZM81 15V16H80ZM86 15V16H85ZM103 15L105 16V20H104V17H103ZM154 15V14H153ZM154 15V16H155ZM166 15H167V18H166ZM178 15V16H177ZM8 16L10 17V18H8ZM20 16H22V17H20ZM35 16V17H34ZM54 18H53V17ZM68 16V17H67ZM95 16H97L98 17V21L96 22L97 24L100 22V24L103 26V27H101L99 24H98V26H97V28L95 27L96 26V23H95V25L94 26H92V28L90 27L91 25H92V23H94V22H92L91 20H95L97 17H95ZM110 16V17H109ZM115 16H118V17H116L117 19H115L114 17ZM121 16V17H120ZM124 16V17H123ZM155 16V17H156ZM164 16H165V18H164ZM171 16V17H170ZM177 16V17H176ZM191 16V15H190ZM189 16V17H190ZM4 17V18H3ZM5 17H7L8 18V20L5 18ZM15 17V18H14ZM16 17H17V20H16ZM20 17V18H19ZM59 17V18H58ZM83 17H85V18H83ZM87 17V18H86ZM91 17V18H90ZM102 17V18H101ZM120 17V18H119ZM130 17V16H129ZM170 17V18H169ZM184 17V18H183ZM188 17V18H189ZM13 18V19H12ZM39 18H41V17H39ZM38 18V19H39ZM52 18V19H51ZM69 18V19H68ZM71 18V19H70ZM77 18V19H76ZM111 18V19H110ZM112 18H114V20H112ZM118 18H119V21H118ZM121 18H126V19H124V21H123V19H121ZM157 18V17H156ZM161 18V19H160ZM164 18V19H163ZM171 18H172V20H171ZM174 18V19H173ZM181 18V19H180ZM4 19V20H3ZM7 21H6V20ZM9 19H11V22H10V20ZM27 19V20H26ZM29 19H31V20H29ZM55 19V20H54ZM91 19V20H90ZM103 21V24L101 23V21ZM106 19H107V21H106ZM160 19V20H159ZM167 19V20H166ZM168 19H170L169 21H168ZM178 21H177V20ZM19 20V21H18ZM53 20V21H52ZM81 20V21H80ZM108 20H112L111 22L110 21H108ZM117 20V21H116ZM165 20V21H164ZM186 20H187V22H186ZM3 21V22H2ZM4 21H6V22H4ZM15 21L17 22V25L19 26V24H20V26L18 27L16 24H14L15 23ZM20 21H22V22H20ZM57 21V22H56ZM66 21V22H65ZM73 22L72 24L71 23H69V22ZM76 21V22H75ZM86 21H88V22H86ZM89 21H91L90 23H91V25H90V23H89ZM114 21V22H113ZM126 21H127V23H126ZM163 21H164V23H163ZM183 21V22H182ZM8 22V23H7ZM20 22V23H19ZM25 22V23H24ZM61 22H62V25H61ZM82 22V23H81ZM106 22L107 23H109V24H106ZM119 23V24H117V23ZM161 22H162V24H161ZM168 22H169V24H168ZM3 23V24H2ZM6 23V24H5ZM54 23V24H53ZM57 23H59V24H57ZM77 23H78V25H77ZM113 23H115V24H117V26L114 24V25H112ZM120 23H121V25H120ZM125 23V24H124ZM173 24V25H171V24ZM13 26V25H16L17 27L15 28V26H13V27H10L11 25ZM23 24V25H22ZM56 24V25H55ZM75 24V25H74ZM86 24H88V26L86 25ZM106 24V25H105ZM129 24V25H128ZM135 24H137V25H135ZM161 24V25H160ZM163 24H164V26H163ZM168 24V25H167ZM190 24V25H189ZM6 27H4V26ZM8 25V26H7ZM47 25H48V23H47ZM54 25V26H53ZM64 25V26H63ZM108 25V27L109 28H106L105 26H107ZM111 25H112V27H111ZM127 25H128V27H127ZM134 25V26H133ZM153 25V27H151ZM159 26V28L157 29V27ZM170 25V26H169ZM22 26V27H21ZM26 27V32H27V30H28V32L26 33V34H28L29 35V37H28V35H26L27 36V45L25 44V42H23V41H25L26 40V36H25V29H24V27ZM71 26H72V28H71ZM76 26V27H75ZM77 26H78V28H77ZM99 26H100V29H99ZM116 26V27H115ZM120 26V27H119ZM136 26V27H135ZM137 26H138V28H137ZM143 26H145V27H147V28H145V27H143ZM155 26H157V27H155ZM174 26V27H173ZM187 26H188V28H187ZM8 27V28H7ZM58 27V28H57ZM70 27V28H69ZM83 27V28H82ZM88 28V30H87V28ZM105 27V30L103 29ZM121 27H123V28H121ZM131 27V28H130ZM140 27H142V28H140ZM150 27H151V29H150ZM155 27V28H154ZM170 27V28H169ZM190 27V28H189ZM193 27V26H192ZM2 28H3V30L4 31H2ZM18 28V29H17ZM20 28H23V29H20ZM56 28V29H55ZM64 28V29H63ZM75 28H77L76 30H78V32L76 33V30H74ZM85 28V29H84ZM91 28V29H90ZM95 28V29H94ZM102 28V29H101ZM110 28H112V29H110ZM114 28V29H113ZM119 28V29H118ZM137 28V29H136ZM161 28V29H160ZM7 29H10V30H8V31H6ZM30 29V30H29ZM52 29H55V30H52ZM59 29V30H58ZM68 31H67V30ZM96 29H98V30H96ZM107 29H109V30H107ZM118 29V30H117ZM121 29V30H120ZM153 29V30H152ZM155 29V30H154ZM16 30V31H15ZM23 30V32H21ZM71 30V31H70ZM94 30V31H93ZM103 31L102 33H100V31ZM160 30H161V32H160ZM30 31L32 32L31 34H30ZM57 31V32H56ZM64 31V32H63ZM75 31V32H74ZM97 31H98V33H97ZM131 31V32H130ZM198 31V29L196 30V33L198 34L199 32H197ZM213 31V32H212ZM217 31V32H216ZM219 31V32H218ZM235 31H236V33H235ZM235 31H232V33H231V31L230 30H224V32H223V30H220V29H210L208 32H207V36H206V45L208 46L207 48H211L212 46H214L216 43H218L219 41H221V40H225L227 37H231V36H233V35H238V33L239 34H241L240 33V31H237V30H235ZM3 32V33H2ZM5 32V33H4ZM9 32H11V33H9ZM80 32V33H79ZM92 32V33H91ZM96 32V33H95ZM191 32H194V33H192V35H195V36H192V35H190V33ZM227 32V33H226ZM263 32V31H262ZM261 32V33H262ZM7 33H9V36H8V34ZM33 33H35L34 35H33ZM54 33H56V34H54ZM70 33V34H69ZM73 33H75L76 34V36H75V34H73ZM78 33L80 34V35H78ZM91 33V34H90ZM137 33V34H136ZM216 33V34H215ZM260 33V32H259ZM4 34V35H3ZM21 34V35H20ZM23 34V35H22ZM54 34V35H53ZM94 34H95V36H94ZM122 35V37H121V35ZM131 35V36H133L136 40H138V41H136L135 40V42L140 46V45H142V47L140 48V47H138L137 49H133L132 47H131V45L129 44V42L125 39V42H124V44L122 45V46H124V49H125V47H127V49L126 50H129L130 52H131V55H132V58L130 59L131 60V62H132V60H133V62L134 63H132L131 64V67H130V69H131V71H133V72H135L139 67H140V62H141V59L139 58L138 59V56L137 55H139V52L138 51H142V49L144 50V48L146 47V50H149L150 51V53L152 54V53H154L153 55L155 56H153L154 58L153 59H151L152 60V62H154L155 61V59H156V61H157V59L159 60V61H162L163 63V65H164V68H165V66L167 65L168 66V68L169 67H171V70L173 69V72H176V70H174V69H178L179 67H180V69L182 68V67H184V66H189L190 67V65H191V67L192 66H194V68L197 70V72H198V74H195L196 75V77L197 78H195V76H187L188 78V80L185 78V76H184V78L186 79V83H187V85H188V92H187V100L189 101V99H190V97H191V100H190V102H183L182 104L181 103H179L178 105H179V107H178V105L176 106V107H174L175 109H173L174 111H172L171 109H172V107L169 109V107H166V108H168L167 109V111H166V108H164L162 105L160 106V105H157V104H154V103H156V102H152L154 105H148L147 104V106H140V108H139V106L137 107V106H134V107H136V108H134L133 106H132V108L130 107H127V104H125L124 103V105L127 107H125L124 105H122V103L120 102L119 103V101H117V103L115 102L116 100H114V97H113V92H110L111 90H112V87L114 86V88H115V85H113V83H112V81L115 83V74H114V72H112V70L111 69H109L107 66V68L111 71H109L107 68H105V65L106 64H104V66L102 65L101 67H104V68H102L101 69V67H99L100 68V70H101V73H100V77L99 76H97V74H99V72H100V70H99V68H98V66H99V63L100 62H102V58H101V56L100 55H102V52H101V54H99V55H96V54H98L99 53V51H104L105 49H106V47L108 46V48L109 49H106V50H108V51H110L109 53L105 50L104 52H105V54H106V56H108L110 53H112L111 52V50L113 49L112 47H111V44L112 45H114L115 44V42L116 41H119V39H121V38H123V37H125V35ZM133 34V35H132ZM5 35H7L8 37H9V39H6L7 38V36H5ZM18 35H19V37H18ZM52 35V36H51ZM56 35V36H55ZM83 35V36H82ZM95 37V38H93V36ZM138 37H137V36ZM189 35V36H188ZM218 35V36H217ZM221 35V36H220ZM5 36V37H4ZM22 36H24V37H21ZM55 36V37H54ZM80 36V37H79ZM97 36V37H96ZM102 36H104V38L102 37ZM105 36H106V38H105ZM116 36V37H115ZM192 36V37H191ZM3 37H4V40L7 42V45L8 46H12V48H13V45L15 44V46H16V44H17V42H18V44H20L21 42V44L20 45H18V47L19 48H21V49H16V48H11V47H6V48H4L3 46H5L6 44H5V41L3 40ZM58 37V38H57ZM64 38V40H63V38ZM76 37V41H74V38ZM82 38L81 40L83 41V43L81 42H78V38ZM90 37V38H89ZM108 37H109V39H108ZM180 37V38H179ZM185 37H186V39H185ZM208 37V38H207ZM217 37H220V38H217ZM224 37H225V39H224ZM17 38V39H16ZM23 40H21V39ZM31 38H33V39H31ZM38 38V41L36 40ZM49 38V39H48ZM101 38V39H100ZM117 38V39H116ZM178 38V39H177ZM181 38H182V40H181ZM223 38V39H222ZM20 41H19V40ZM55 39V40H54ZM91 39V40H90ZM93 39H98L97 41H93ZM104 40V42H103V44H105V45H103L102 44V41ZM113 39V40H112ZM141 39H142V41H141ZM147 39V40H146ZM172 39V40H171ZM218 39V40H217ZM18 40V41H17ZM30 40H31V42H30ZM33 40V41H32ZM40 40H41V42H40ZM47 40H49L50 42H48V44H46V42H47ZM146 40V41H145ZM175 40V41H174ZM178 40V42H176ZM189 40V41H188ZM9 41H11V43H13V44H11ZM74 41V42H73ZM110 41V42H109ZM113 41V42H112ZM144 41V42H143ZM149 41L151 42L150 44H149ZM153 41V42H152ZM208 41V42H207ZM20 42V43H19ZM44 42H45V44L46 45H48L47 47H51V48H47L45 45H44ZM62 42V43H61ZM91 42H92V44H94V43H96V44H94V46H91L92 44H91ZM94 42V43H93ZM99 42V46H97L96 47V45H98L97 43ZM106 42H107V44H106ZM119 42H121V40L119 41ZM147 42V43H146ZM179 43V44H176V43ZM180 42H181V46H180ZM182 42H183V44H182ZM192 42H194V43H192ZM211 42V43H210ZM23 43H24V45H23ZM30 43V44H29ZM34 43V44H33ZM39 43H41V44H39ZM55 43V44H54ZM59 43V45H58V47H57V45L56 44H58ZM82 44V46H80V44ZM122 43V42H121ZM147 45H146V44ZM170 43V44H169ZM186 43V44H185ZM214 43V44H213ZM31 44L33 45V46H31ZM37 44H39V45H37ZM50 44H51V46H50ZM61 44V45H60ZM65 44V45H64ZM73 44V45H72ZM100 44H102V47H101V45ZM125 44H127V45H125ZM143 44H144V46H143ZM195 44V45H194ZM211 44V45H210ZM28 45H30L31 47H32V50L30 51V47H28ZM53 45H56V46H53ZM78 45V46H77ZM85 45V46H84ZM110 45V46H109ZM161 45V46H160ZM172 45H175L174 47H178V48H174V47H171ZM21 46V47H20ZM25 46H27L26 48L27 49H25V50H23L24 48L23 47ZM41 46V48L42 49H40L39 48V50L41 51H38V48L36 49V47H40ZM59 46H61V49H65V51H64V56H66L67 54V57H64V59L65 60H67V58H69L68 60H70V61H65V62H67V63H65L64 62V64L66 65L64 68H59V66H58V64H56L57 62L55 61V60H52L51 61V59H53L54 58V56H53V52H55L54 50H57L58 48H60ZM65 46V47H64ZM77 46V47H76ZM86 46H88V47H86ZM104 46V47H103ZM106 46V47H105ZM4 49H3V48ZM46 47V48H45ZM54 47V48H53ZM57 47V49H55ZM64 47V48H63ZM73 47V48H72ZM80 47H82V49H79ZM87 49H86V48ZM90 47H93V50H96L97 51V53L94 51H92L91 49H90V52L92 51L93 53H96L95 55H93V56H100V57H98V58H94V59H96L95 61H93V62H95L94 64H92V60H94V59H91V60H89L91 63L90 64H88L89 63V61L87 62V60H88V58L90 59V57H88V56H91L92 55V53H91V55L90 54H88V56H87V50H88V53H89V48ZM95 47H96V49H95ZM99 47V48H98ZM129 47H130V49H129ZM160 47V48H159ZM30 48V49H29ZM44 48L46 49L45 51L47 52L48 51V53L49 54H47L46 52H44ZM72 50H71V49ZM100 49L99 51H98V49ZM105 48V49H104ZM110 48H112L111 50H110ZM49 49V50H48ZM61 49H59L60 51H61ZM68 49H70V50H68ZM75 49V50H74ZM83 49L84 50H86L85 52V54L83 55V57L85 56V58H83L82 56H81V51H83ZM103 49V50H102ZM123 49V48H122ZM171 49H174V50H172L171 51ZM7 50V51H8ZM16 50H17V52H18V50H21V53H20V51H19V53L21 54V56H23V57H21V56H19L20 54L19 53H17L16 52ZM28 50H29V53H28ZM51 50V52H49ZM59 50H57L58 52H59ZM81 50V51H80ZM154 50V51H153ZM6 50H5V52H7ZM13 51V52H12ZM24 53H26L27 55H28V59H29V61L27 60V55L26 54H24ZM56 51V52H57ZM66 51H68V52H66ZM77 51V52H76ZM113 51V50H112ZM159 51V52H158ZM8 52V53H9ZM14 52H16V53H14ZM39 52V53H38ZM56 52H55V54H56ZM57 52V53H58ZM70 52V53H69ZM104 52H103V55H104ZM197 52V51H196ZM24 55H23V54ZM33 53H35L34 55H32ZM47 55V56H50V57H48L47 58V56H44L45 54ZM51 53V54H50ZM77 53V54H76ZM84 53V52H83ZM82 53V54H83ZM194 53H195V55H194ZM6 54V53H5ZM19 54V55H18ZM40 56H39V55ZM108 54V55H107ZM157 54H159V55H157ZM187 54V55H186ZM192 54V55H191ZM10 55V56H11ZM17 55L19 56V57H17ZM38 55V57H36ZM43 55V56H42ZM52 55V56H51ZM73 57H72V56ZM75 55V56H74ZM78 56V58H77V56ZM79 55L81 56V57H79ZM103 55H102V57H103ZM134 55V56H133ZM157 55V56H156ZM5 56V55H4ZM6 56H9V54H6ZM16 56V57H15ZM86 56H87V60H86ZM162 56V57H161ZM174 56V57H173ZM193 57V59H192V57ZM197 56V57H196ZM25 57V58H24ZM34 57V58H33ZM35 57H36V59H35ZM43 57L44 58H46L45 60L43 59ZM104 57H105V55H104ZM164 57V58H163ZM194 57L196 58L195 60H194ZM22 58V59H21ZM81 58V59H80ZM99 58H101V59H99ZM168 58V59H167ZM17 59V60H16ZM21 59V60H20ZM27 60L28 61V63H27V61H24V60ZM34 59V60H33ZM41 59V60H40ZM43 59V60H42ZM49 59V60H48ZM76 59V60H75ZM86 60V61H84V60ZM97 59L100 61L99 63H98V66H97ZM164 59V60H163ZM186 59V60H185ZM191 59V60H190ZM1 60V59H0ZM35 60L37 61V63H35ZM48 60V61H47ZM77 60H79L78 62H77ZM140 60V61H139ZM154 60V61H153ZM199 60V61H198ZM252 60V59H251ZM39 61V62H38ZM44 61H45V63H46V65H45V63H44ZM82 61V62H81ZM87 62V64L89 65V66H87V65H85L84 64V62ZM155 61V62H156ZM168 61V62H167ZM170 61V62H169ZM177 61V62H176ZM187 61H189V62H187ZM191 61V62H190ZM196 61H197V63H196ZM1 62V61H0ZM26 62V63H25ZM30 62V63H29ZM31 62H33L32 64H34V65H32L31 64ZM48 62H50V63H48ZM51 62H53V64L51 63ZM56 62V63H55ZM73 62V63H72ZM76 62H77V64H76ZM175 62H176V64H175ZM181 62V63H180ZM259 62H261V61H259ZM15 63H17V64H15ZM20 63H22V64H20ZM40 63V64H39ZM83 63V65L82 66H84V67H80L81 66V64ZM104 63V62H103ZM103 63H101V64H103ZM157 63V62H156ZM160 63V62H159ZM159 63H158V65H159ZM165 63V64H164ZM179 63H180V66H179ZM188 63V64H187ZM190 63H192V64H190ZM26 64V65H25ZM28 64V65H27ZM54 65V66H51V65ZM92 64V65H91ZM161 64V63H160ZM177 64H178V68H177ZM204 64V65H203ZM212 64H214V65H212ZM216 64V65H215ZM218 64H220V65H218ZM25 65V66H24ZM30 65H32L33 67L31 68V66ZM37 66V70H36V66ZM55 65H56V67H55ZM71 66L72 65V67H68V66ZM91 65V66H90ZM96 65V66H95ZM163 65H161V66H163ZM173 65V66H172ZM231 66H232V64H230ZM46 67L45 69L44 68H42V67ZM50 66H51V68H50ZM78 68H76V67ZM92 66H94V67H97L98 68V70H99V72L98 73H96V68H91ZM167 66H166V69H168L167 68ZM182 66V67H181ZM203 68H202V67ZM206 66V67H205ZM220 66V67H219ZM227 66V65H226ZM226 66L224 65L223 67H225L226 68ZM22 67V68H21ZM38 67H40L39 69H38ZM80 67V68H79ZM87 67H89V68H87ZM173 67V68H172ZM216 67V68H215ZM34 68H35V71H38V73L39 74H37L36 72L34 73L33 72V70H34ZM42 68V69H41ZM49 68H50V70H49ZM72 68V69H71ZM76 68V69H75ZM87 68V69H86ZM90 68H91V70L93 69V72L90 70ZM136 68V69H135ZM198 68V69H197ZM1 69V68H0ZM25 69H27L26 71H25ZM31 69H32V71H31ZM41 69V70H40ZM45 71H44V70ZM54 69H58V70H54ZM59 69H61V71L59 70ZM63 69H65V70H63ZM69 69H71V71H69ZM74 69V70H73ZM84 71H83V70ZM94 69H95V71H94ZM103 69H105V71L106 70H108V71H106V72H103L102 70ZM200 69H202V70H200ZM21 70V71H20ZM22 70L23 71H25V72H22ZM28 70H30V71H28ZM47 70V71H46ZM53 70V71H52ZM86 70H88V72H86L85 73V71ZM1 71V70H0ZM40 71V72H39ZM43 71V72H42ZM55 71H56V74H58V76H61L60 78L58 77V76H56V74H55ZM60 71V72H59ZM62 71H66V73L64 74V72H62ZM68 71V72H67ZM203 71V72H202ZM209 71V72H208ZM257 70H255V72H256ZM31 72H33V73H31ZM41 72L45 75V77H43L44 75L43 74H41ZM47 74H45V73ZM49 72V73H48ZM82 72H84V73H82ZM90 72V73H89ZM202 72V73H201ZM213 72V74L211 75V73ZM216 72V73H215ZM1 73H3V72H0V80L2 81H0V85H2V84H4V79L2 78L4 75L3 74H1ZM24 73V74H23ZM26 73V74H25ZM30 73V74H29ZM52 73L54 74L53 76H56L55 78L57 79V77H58V79L59 80H61L62 81V84H64L63 85V87H62V84H61V86H59V84H60V82L61 81H59V84H56V83H58V79H57V81L56 80H54L55 78H53V80L55 81V82H53V80H52ZM70 73V74H69ZM88 73V75H87V77H86V74ZM96 73V74H95ZM103 73H104V75H103ZM105 73H106V75H105ZM113 73V74H112ZM257 73V72H256ZM23 74V75H22ZM31 75V76H29V75ZM32 74H33V76H32ZM34 74H36L35 75V77H34ZM67 74L69 75V76H67ZM83 74V75H82ZM85 74V75H84ZM149 74V73H148ZM215 74V75H214ZM258 74V73H257ZM37 75H40V76H37ZM43 75V76H42ZM64 75H66V76H64ZM70 75H71V77H70ZM80 77H79V76ZM92 75V76H91ZM94 75H95V77L97 76L98 78H97V81H98V83H100L101 81H105V82H101V84H98V85H101V86H99V88L97 87L98 85H96L97 83H95V82H93V81H95V80H93L95 77H94ZM198 75V76H197ZM250 75H254V76H256V74L255 73H250ZM259 75V74H258ZM258 75L256 76V77H258ZM262 75V74H261ZM261 75L258 77V78H255L258 82H260L261 83V80L260 79H263V77H261ZM22 76L24 77L23 79H22ZM42 76V77H41ZM73 76V77H72ZM152 76H153V74L152 73H150L149 74V76L147 75V84H146V86L144 85V87L145 88H143V89H138V86L136 87L137 89H136V91H138V93L140 92V93H142L143 91L146 93H148V91H149V93L147 94L146 93V95H152V93H153V95L154 94H156V92L157 93H159V89H157V90H155V88L157 87H154V80H153V78H152ZM214 76V77H213ZM254 76H253V78H254ZM34 77V78H33ZM38 77L39 78H44V79H46V82L44 83V79H43V81L42 80H40V82L42 83L41 85H38V81H39V79H38ZM51 77V78H50ZM62 77H63V79H68V80H65V81H63V79H62ZM65 77V78H64ZM68 77H70V78H68ZM89 78L88 80L87 79H85V80H87V81H91V80H93L92 82H90V84H89V82H84L85 80L84 79H82V78ZM111 77H113V78H111ZM154 77V76H153ZM177 77V76H176ZM261 77V78H260ZM79 78V79H78ZM91 78V79H90ZM102 78V79H101ZM183 78V79H184ZM195 78V79H194ZM211 78V79H210ZM216 78V79H215ZM98 79H100V80H98ZM112 79H114V80H112ZM179 79H181V78H176V80L175 79H173V80H175L174 82H173V80H172V82L170 83V85H167V87H169L170 88V90H176V89H178L179 87H178V83L177 82H179ZM192 79V80H191ZM210 79V80H209ZM250 79V78H249ZM253 80V84L251 83L252 81V77H251V79H250V83H251V85L252 86H254L255 87V83H257V81L256 80ZM36 82H35V81ZM52 80V81H51ZM72 80V81H71ZM112 80V81H111ZM213 80V81H212ZM215 80H216V82H215ZM220 82H219V81ZM70 81V82H69ZM96 81V82H97ZM153 81V82H152ZM177 81V82H176ZM183 81H185V80H183ZM205 81V82H204ZM210 81H212V82H210ZM256 81V82H255ZM29 82V83H28ZM65 82H67L66 84H65ZM81 82H83V83H81ZM130 82H132V81H130ZM150 82V83H149ZM208 82V83H207ZM219 82V83H218ZM243 82H245V81H243ZM33 83H36V85L35 84H33ZM50 83H52V84H50ZM72 83V84H71ZM79 83V84H78ZM86 83V84H85ZM94 84L93 86H92V84ZM133 83V82H132ZM132 83H130L129 85H133ZM247 83V82H246ZM246 83H245V87L247 86L246 85ZM29 84V85H28ZM40 84V83H39ZM58 86H56V85ZM81 84V85H80ZM82 84H84L85 86L87 85V84H89V85H91V88L90 87H88L89 85H87V87H85L84 88V86L82 85ZM110 84V85H109ZM113 86H112V85ZM195 84V85H194ZM244 84V83H243ZM34 85H35V88H34ZM45 85V86H44ZM53 85H54V87H53ZM69 85V86H71V87H67V86ZM75 85H77V86H75ZM104 85H106V86H104ZM155 85H156V83H155ZM223 85V86H222ZM259 83L256 85V87L254 88V87H250L249 88V86L250 85H248L246 88H244V86L242 87L241 85H240V87H237V88H239V89H241V90H235V89H237V88H232V90H230L231 92L233 91V90H235L237 93H235L234 91H233V93H235L236 95H234V96H236L237 97V94H238V97L240 98V100L242 101H244L243 102V104L245 103V101H247L246 99H249V101H251L252 103H253V101L252 100H250V99H252L251 97H253L254 96V98H253V100L254 99H258L257 100V103H260L262 100H264V97H263V91L261 92V90L259 91L258 89H256V88H258L259 87ZM25 86H27V87H25ZM37 86V87H36ZM39 86H41V87H43V88H41V89H44L45 87V89L46 90H44V91H42V90H40V88H39V90L43 93V95H42V93L41 92H39L37 89H38V87ZM83 86V87H82ZM94 86H96V87H94ZM102 86H103V88H102ZM109 86H111V87H109ZM174 86V87H173ZM258 86V87H257ZM2 87V88H1ZM3 87H4V85H2V86H0V89H1V91H0V93H2V94H0V97L1 98H3V94H7L8 92L6 91H4L3 92V90H5V89H3ZM61 87V88H60ZM65 87V88H64ZM75 87V88H74ZM92 87H94V90L92 89ZM100 87H101V89H100ZM105 87H107V88H105ZM108 87H109V90L110 91H108L107 89H108ZM149 87V88H148ZM152 87V88H151ZM167 87H165V88H167ZM177 87V88H176ZM213 87V88H212ZM26 88V89H25ZM34 88V89H33ZM54 88V89H53ZM68 88V89H67ZM73 88V89H72ZM78 88V89H77ZM81 88V89H80ZM96 88H98L99 90H97ZM114 88H113V90H114ZM131 88H133L134 89V87H131ZM154 88V89H153ZM158 88V87H157ZM169 88H167V89H169ZM196 88V89H195ZM221 88V89H220ZM225 88V89H224ZM253 89V91H252V89ZM31 89V90H30ZM48 89V90H47ZM75 89H77V90H75ZM85 89V90H84ZM103 89V90H102ZM106 89V90H105ZM128 89H129V86H128ZM127 89V90H128ZM146 89H148V90H146ZM150 89H153V90H151L150 91ZM252 91V93L253 94H257V93H259L260 95H258L259 96V98L261 97L262 98V100H261V98H260V100H259V98H258V96H256V95H252V93L250 92V90ZM18 90H20V92L18 91ZM22 90V91H21ZM23 90L25 91V92H23ZM34 90H36V92H34ZM52 91V92H50V91ZM60 90V91H59ZM68 90V91H67ZM70 90V91H69ZM75 90V91H74ZM80 90V91H79ZM88 90V91H87ZM96 90V91H95ZM125 90H126V88H125ZM142 92H141V91ZM193 92H192V91ZM227 90V91H226ZM259 91V92H257V91ZM46 91V92H45ZM49 91V92H48ZM54 91V92H53ZM59 91V92H58ZM67 91V92H66ZM79 91V92H78ZM100 91H101V93H100ZM105 91V92H104ZM108 91V92H107ZM135 91V90H134ZM152 91H154V92H152ZM156 91V92H155ZM240 91V92H239ZM247 91V92H246ZM256 91V92H255ZM21 93V96H20V94H18V93ZM27 92H29L28 93V95H27ZM31 92V93H30ZM41 93V95L39 94V93ZM62 92V94H60ZM96 92V93H95ZM100 94H99V93ZM112 93L111 95H110V93ZM143 92V93H144ZM152 92V93H151ZM178 92V91H177ZM190 92V93H189ZM226 92V93H225ZM239 92V93H238ZM249 92V93H248ZM24 93V94H23ZM34 93V94H33ZM66 93V94H65ZM144 93V94H145ZM23 94V95H22ZM57 94V95H56ZM19 95V96H18ZM47 95V96H48ZM69 95V96H68ZM86 95V96H85ZM158 95V94H157ZM157 95H156V97H157ZM192 95V96H191ZM195 95V94H194ZM211 95V96H210ZM221 95V96H220ZM5 96V95H4ZM7 96V95H6ZM37 98V99H35V97ZM155 96V95H154ZM153 96V97H154ZM248 96H250V97H248ZM256 96V97H255ZM24 97V98H23ZM40 97V98H39ZM41 97H42V99H41ZM51 97V99H54L51 95L50 96H48V98H50ZM81 97V98H80ZM155 97V98H156ZM237 97V98H238ZM28 98V99H27ZM30 98V99H29ZM44 98V99H43ZM114 100H112V99ZM208 100H207V99ZM243 98V99H242ZM32 99V100H31ZM50 99V100H51ZM77 99V100H76ZM213 99V100H212ZM15 100H17V99H15ZM73 100V101H72ZM83 100V101H82ZM87 100V101H86ZM215 100V101H214ZM239 100V102H240V104H241V101ZM21 100H18L17 102L15 101V103H16V105L17 104H19V102H20ZM29 101H31V103L29 102ZM35 102V103H33V102ZM38 101V102H37ZM40 101H43V103L42 102H40ZM45 101V102H44ZM75 101V102H74ZM77 101V102H76ZM85 101V102H84ZM89 101V102H88ZM255 101V100H254ZM260 101V102H259ZM87 102V103H86ZM250 102V103H251ZM256 102V101H255ZM264 102V101H263ZM20 103V104H21ZM27 103H29V104H27ZM39 103V104H38ZM86 105H85V104ZM186 103V104H185ZM189 103H190V105H189ZM214 103V104H213ZM248 101H247V103H245V104H250ZM35 104V105H34ZM79 104V103H78ZM77 104V106L75 105H73L72 106V108H74L75 109V107H83V105L81 104V106H79ZM188 104V105H187ZM31 105V106H30ZM38 107H37V106ZM45 104H43L42 105V107H45L44 106ZM111 105V106H110ZM157 107H156V106ZM184 105V106H183ZM212 105V106H211ZM103 106V107H102ZM118 106V107H117ZM154 106V107H153ZM160 106V107H159ZM216 106V107H217ZM22 107V108H21ZM37 107V108H36ZM111 107V108H110ZM114 107H116V108H114ZM145 107V108H144ZM162 107V108H161ZM177 107H178V109H177ZM214 107V108H213ZM20 108L23 110V106L21 105L20 106ZM36 108V109H35ZM104 109V110H102V109ZM126 108V109H125ZM129 108V109H128ZM209 108H212L213 110L211 111V109H209ZM139 109V110H138ZM25 110H23V111H25ZM97 110L95 111V112H97ZM117 110V111H116ZM134 110H138L139 112H137V111H133ZM38 111V110H37ZM104 111V112H105ZM125 111V112H124ZM171 111H172V113L173 114H171ZM35 112V111H34ZM167 112H169L168 114H167ZM191 112H193V113H191ZM33 113V112H32ZM137 114V115H135V114ZM141 113V114H140ZM168 115L167 117H166V114ZM194 113L196 114V117H195V115H194ZM135 116H134V115ZM161 114V115H160ZM171 114V115H170ZM213 114V115H212ZM160 115V116H159ZM176 115V116H177ZM198 115V116H197ZM207 115V116H206ZM117 116V115H116ZM134 116V117H133ZM164 116V117H163ZM129 117V118H130ZM140 117V116H139ZM193 117H195V119L193 118ZM206 117V118H205ZM24 118V117H23ZM127 118V117H126ZM205 118V119H204ZM159 119V120H160ZM166 119H169V120H166ZM190 119L188 120V121H190ZM201 119V120H200ZM229 119V120H228ZM21 120H23V119H21ZM192 121V122H193ZM191 122V121H190ZM227 124H226V123ZM168 123V122H167ZM205 123V124H204ZM1 124H3V126L1 125ZM226 124V125H225ZM256 124V125H255ZM4 125H5V127H7L6 125L7 124H5V123H0V134H2L3 136L5 135V133H6V128L4 127ZM214 125V126H213ZM205 126H207V127H205ZM226 126V127H225ZM188 126H186V128H187ZM204 127H205V129H204ZM211 127V128H210ZM214 127V128H213ZM257 127V128H256ZM5 128V130H3V129ZM236 128V129H235ZM203 129V130H202ZM208 129V130H207ZM217 129V130H216ZM219 129V130H218ZM254 129H256L255 131H254ZM257 129H258V131H257ZM183 129H181V131H182ZM185 130V129H184ZM187 130V129H186ZM221 130V131H220ZM224 130V131H223ZM238 130H239V132H238ZM253 132H259V134H258V136L257 135H255L254 134V132H253V134H251V131ZM5 131V132H4ZM180 131V132H181ZM200 131V132H199ZM232 131V132H231ZM249 131V132H248ZM3 132V133H2ZM222 132V133H221ZM243 132H245L244 134H243ZM246 132H247V134H246ZM182 133V132H181ZM221 133V134H220ZM241 133V134H240ZM249 133V134H248ZM2 135H0V141L1 140H3V137H2ZM205 135V134H204ZM211 135V136H210ZM214 135V136H213ZM215 135H216V137H215ZM244 135V136H243ZM253 135V136H252ZM263 135V136H262ZM222 136V137H221ZM228 136V137H227ZM246 136H248L247 137V139H246ZM251 136H252V138H251ZM255 136V137H254ZM261 136V137H260ZM245 137V139H243ZM4 138H5V136H4ZM256 138V139H255ZM257 138H258V140H257ZM220 139V140H219ZM222 139V140H221ZM239 139V140H238ZM241 139V140H240ZM264 139V138H263ZM248 140V141H247ZM233 141V142H232ZM238 141V142H237ZM242 141V142H241ZM246 141V142H245ZM2 142V141H1ZM0 142V143H1ZM203 142V141H202ZM206 142V141H205ZM228 142V143H227ZM244 142V143H243ZM179 143V144H178ZM180 143H181V145H180ZM224 143V144H223ZM233 143V144H232ZM240 143V144H239ZM236 144V145H235ZM242 144V145H241ZM246 144H248V143H246ZM246 144H244V145H246ZM180 145V146H179ZM183 145H184V147H183ZM235 147H234V146ZM240 145H241V147H240ZM226 148H224V147ZM227 146V147H226ZM247 146V145H246ZM175 147H174V152H175ZM237 147V148H236ZM180 148H182V149H180ZM185 148V149H184ZM236 148V149H235ZM185 151H184V150ZM209 149V150H208ZM230 149V150H229ZM233 149H235V150H233ZM240 149V151H238V150ZM203 150H204V152H203ZM207 150V151H206ZM226 150V151H225ZM246 152H245V151ZM184 151V152H183ZM190 150H187V152H189ZM200 153H199V152ZM235 151V152H234ZM182 152L183 153H185L184 154V156L182 155ZM193 152V153H192ZM211 152V153H210ZM223 152H224V155L225 156H223ZM226 152H228V154L230 155V157L232 158H230L227 154H226ZM231 152H234L233 154H235L234 156L232 155V153ZM249 152V153H248ZM179 153V154H178ZM181 153V154H180ZM214 153V154H213ZM217 153V154H216ZM245 153V154H244ZM198 154V155H197ZM209 154H210V156H209ZM185 155H186V158H180V156H182V157H185ZM220 155V156H219ZM222 155V156H221ZM175 156L173 157V158H175ZM228 156V157H227ZM233 156V157H232ZM243 156V157H244ZM187 157H190V158H192V159H190L189 158V160H192V161H189L188 160V162L191 164V168H192V166H196V171H195V167H193V170H192V172H191V170H190V172H189V169L187 170V171H185L186 170V168H188V165L185 167V162H187ZM225 157V158H224ZM222 158H224V159H222ZM226 158H228V159H226ZM48 159V161L50 160L49 158H47ZM47 159H44V160H47ZM181 159H182V162H180L181 161ZM222 159V160H221ZM226 159V160H225ZM43 160V159H42ZM220 161H222V162H220ZM227 161H229V162H227V164H226V162ZM233 161H234V163H233ZM236 161V162H235ZM44 163V165H42ZM180 163H181V165L184 167H182L181 165H180ZM182 163H184V164H182ZM188 163V164H189ZM193 163V164H192ZM219 163V164H218ZM52 164V163H51ZM238 166H237V165ZM30 165H32V166H30ZM227 165V166H226ZM235 167H234V166ZM41 166V167H40ZM42 166H44L45 167V169H44V167H42ZM50 166H52L53 168H51ZM98 168H97V167ZM180 166V167H179ZM222 166V167H221ZM227 168H226V167ZM17 167V168H16ZM49 169H48V168ZM56 167V168H55ZM58 167H59V169H58ZM225 167V168H224ZM233 167V168H232ZM248 167V166H247ZM252 167H254V168H252ZM28 168V167H27ZM38 168H40V169H38ZM230 168V169H229ZM232 168V169H231ZM239 169L238 170V172H237V169ZM35 171H34V170ZM51 169V170H50ZM97 169H99L100 171H98ZM183 169V170H182ZM0 170H2V168H0ZM46 170V171H45ZM229 170V171H228ZM231 170H233V171H231ZM32 173H31V172ZM55 171V172H54ZM58 171H60L59 173H57ZM102 171H104L103 173L104 174H102ZM181 171V172H180ZM235 171V172H234ZM248 171L251 173L252 172V174H250V173H248ZM258 171H260V172H258ZM2 172H3V174H4V171L2 170ZM18 172V173H17ZM21 172H23L22 174H21ZM52 172V173H51ZM62 172V173H61ZM95 172V173H94ZM186 172V173H185ZM37 173H39L40 174V177H39V175H37L38 176V178H39V180H37V176H36V181L34 180L35 179V175L37 174ZM43 173V174H42ZM94 173V175H92ZM174 173H176V174H174ZM180 173V175L178 176L177 174H179ZM182 173H183V175H182ZM231 173V174H230ZM234 173H236V174H238V175H236V174H234ZM247 173V174H246ZM253 173H257V175L260 177V181L259 182H257V183H253L252 182V180H251V177H252V175H253ZM262 173V174H261ZM17 174V175H16ZM21 174V175H20ZM47 174V177L45 176ZM87 174H89V175H87ZM106 174V175H105ZM110 174V175H109ZM195 174V175H194ZM229 174V175H228ZM234 174V175H233ZM243 174H245V176H246V179H244L245 178V176L243 175ZM251 176H250V175ZM92 175V176H91ZM108 175V176H107ZM112 175V176H111ZM119 175H120V178H119ZM132 175V176H131ZM239 175H241L240 177H239ZM243 175V176H242ZM249 175V176H248ZM20 176V177H19ZM91 176V177H90ZM96 176V177H95ZM98 176V177H97ZM129 176V177H128ZM55 177V178H54ZM88 177H90L89 179H87ZM93 177H95V178H93ZM131 177V178H130ZM134 177V178H133ZM244 177V178H243ZM22 178H26V180H28V181H26L25 179H22ZM45 178V179H44ZM128 178V179H127ZM229 178V179H228ZM241 178V179H240ZM262 178V179H261ZM33 179V180H32ZM43 179V180H42ZM56 179V180H55ZM93 179V181H92V183H91V181L90 180H92ZM97 179V180H96ZM101 179V180H100ZM235 179V180H234ZM238 179V180H237ZM244 179V180H243ZM31 180V181H30ZM46 182H45V181ZM54 180H55V182H54ZM80 180V181H79ZM132 180H134V181H132ZM247 180H251L250 182L249 181H247ZM38 181V182H37ZM44 181V182H43ZM49 181V182H48ZM89 181V182H88ZM230 181H232V182H230ZM59 182H61V183H59ZM95 182V183H94ZM229 182V183H228ZM27 185H26V184ZM31 183V184H30ZM41 183V184H40ZM57 183V184H56ZM101 183V184H100ZM102 183L104 184V186L102 187ZM106 183H109V184H111V186L110 185H108V184H106ZM133 183H135V184H133ZM137 183V184H136ZM141 183V184H140ZM235 183H236V185H235ZM244 183H246V185L244 184ZM249 185H248V184ZM24 184V185H23ZM46 184V185H45ZM128 184V185H127ZM139 184V185H138ZM162 184V185H161ZM228 184V185H227ZM250 184L252 185V186H250ZM254 184V185H253ZM29 185L32 187V186H34V188H36L35 190L33 189V187L31 188V187H29ZM37 185V186H36ZM68 185H70V184H68ZM83 185V186H82ZM90 185V186H89ZM93 185H96V186H94L93 187ZM125 187H124V186ZM137 185V186H136ZM233 185V186H232ZM245 185V186H244ZM29 188H31V189H33V190H31V189H29ZM45 186H47V188L45 187ZM50 186V189L47 191V189H48V187ZM54 186V187H53ZM128 186V187H127ZM132 186V187H131ZM136 186V187H135ZM141 186V187H140ZM228 186V187H227ZM247 186V187H246ZM254 186V187H253ZM57 187V188H56ZM67 187V186H66ZM79 187V188H80ZM83 187H86L85 189L83 188ZM88 187V188H87ZM106 187V188H105ZM140 187V188H139ZM162 187V188H161ZM250 187V188H249ZM23 188H24V190H23ZM26 188H28L29 190L27 191L26 190ZM37 188H39V189H37ZM63 188V187H62ZM96 188V189H95ZM112 188V189H111ZM128 188V189H127ZM136 188V191L135 190H133L132 191V189H135ZM163 188L165 189V190H167V192L166 191H164L163 190ZM248 190H247V189ZM252 188V189H251ZM41 189H43L42 190V192H40L41 191ZM56 189V190H55ZM81 189V188H80ZM95 189V190H94ZM110 189H111V191H110ZM124 189V190H123ZM126 189V190H125ZM173 189V190H172ZM228 189V190H227ZM237 189V190H236ZM23 190V191H22ZM37 190H39V191H37ZM128 190V191H127ZM129 190H131L130 191V193H131V196H129ZM226 190V191H225ZM229 190H230V192H229ZM236 190V191H235ZM247 190V191H246ZM11 191V190H10ZM11 191V192H12ZM53 191V192H54ZM60 191V190H59ZM59 191H58V193H59ZM123 191V192H122ZM126 191V192H125ZM238 191H240V192H238ZM3 193V195H2V193ZM23 192V193H22ZM25 192V193H24ZM32 192H29V193H31L32 194ZM38 192V193H37ZM51 192V191H50ZM52 192V193H53ZM85 192H83V193H85ZM91 192V191H90ZM100 192H102V190L101 191H99V193ZM115 192V193H114ZM133 192V193H132ZM167 194H166V193ZM171 193V194H173V196L176 194V196L179 198V197H181V199L179 198L178 200H179V206L180 207H178L179 209V211L174 215L175 216V218H174V216L173 215H171V217L167 214L168 213V210L167 211H164L165 210V206H167V208H168V206L170 205V199L169 198H171V194H169V193ZM175 192V193H174ZM178 192V193H177ZM237 192V193H236ZM21 193V195H17V194H20ZM107 194H108V192H106ZM146 193V194H145ZM186 193V194H185ZM229 193V194H228ZM10 194V193H9ZM10 194V195H11ZM30 194V196H32ZM45 194V193H44ZM48 194H46V195H48ZM54 194V193H53ZM56 194V193H55ZM62 194L64 195V193L62 192ZM101 194V193H100ZM133 194V195H132ZM164 194V195H163ZM168 194H169V196H168ZM181 194V195H180ZM185 194V195H184ZM237 196H235V195ZM5 195V196H4ZM9 195V196H10ZM56 195H58V194H56ZM61 195V194H60ZM167 195V196H166ZM230 195H231V197H230ZM144 196H146V197H144ZM4 197H5V199H4ZM16 197V198H17ZM26 197H23V198H26ZM130 197V198H129ZM227 197H229V198H231V199H229V198H227ZM233 197V198H232ZM234 197H236V198H234ZM242 197H243V200H242ZM244 197H245V199H244ZM19 198V197H18ZM17 198V199H18ZM138 198V199H137ZM150 198V199H149ZM152 198V199H151ZM167 198V200H165ZM239 198V199H238ZM16 199V200H17ZM22 199V198H21ZM30 199H32V197L30 198ZM126 199H125V202H126ZM140 199V200H139ZM144 199V200H143ZM146 199V200H145ZM163 199V200H162ZM224 199V200H223ZM23 200V201H24ZM149 200H151L152 202L154 201L155 203H152L151 201H149ZM169 200V201H168ZM227 200V201H226ZM240 202H239V201ZM19 201H22V200H20V199H18V202ZM22 201V202H23ZM28 201V202H27ZM149 201V202H148ZM248 201V202H247ZM14 202V204L16 203L15 201H13ZM116 202V201H115ZM129 202V201H128ZM139 202V203H138ZM144 203V204H141V203ZM147 202V203H146ZM159 202V203H158ZM21 203V202H20ZM20 203H16L17 205H15L16 207L15 208H18L17 206H19V204ZM32 202L30 201V204H31ZM113 203V202H112ZM163 203V204H162ZM167 205H166V204ZM184 203V204H183ZM240 203V204H239ZM247 203V204H246ZM248 203L250 204V205H248ZM13 204V205H14ZM131 204V205H132ZM136 204V205H137ZM139 204H141L140 205V208H139ZM152 204H154V205H152ZM160 204V205H159ZM256 204H258V205H256ZM143 205H144V207H143ZM147 205V206H146ZM150 205H152L151 207H150ZM165 205V206H164ZM224 205V206H223ZM262 205V206H261ZM4 206H6V208L4 207ZM149 206V207H148ZM153 206H155L154 208H153ZM161 206V207H160ZM162 206H163V211H161V209H162ZM223 206V207H222ZM249 206V207H248ZM251 206V207H250ZM253 206V207H252ZM257 208H256V207ZM10 207V206H9ZM12 207V206H11ZM38 206H36V207H34V208H37ZM41 207H43V206H41ZM55 207H57V208H59L58 206H55ZM120 207V208H119ZM133 207H132V209H133ZM144 208V213L146 214V212H147V210H145V209H149V211H150V209H152V211H150L149 212V214H150V216H148V213H147V217L145 216V214L143 213V214H141L142 212H143V210L141 209V208ZM220 207V208H219ZM39 208H40V206H39ZM38 208V209H39ZM60 208L62 209V208H64V207H61L60 206ZM137 208V209H136ZM156 208H157V210H156ZM161 208V209H160ZM181 208V209H180ZM252 208H254V209H252ZM10 209V208H9ZM8 209V210H9ZM18 209H20L19 211L17 210V209H15V210H17L19 213H17V214H15L14 215V207H13V217H12V219L16 216L17 217V215H18V217H19V219L18 220H20V222L19 223H21V221L23 222V220H21V216H19L20 215V211H23V209L22 208H18ZM22 209V210H21ZM30 209V210H29ZM54 211H55V209L54 208H52ZM51 209V210H52ZM61 209H59V211H61ZM153 209H155V210H153ZM160 209V210H159ZM258 209V210H259ZM11 210V209H10ZM9 210V211H10ZM28 210V211H27ZM40 211H42V209H39ZM57 210V209H56ZM64 210V209H63ZM62 210V211H63ZM140 212V210H142L140 213L138 212V211ZM158 210L160 211V212H158ZM217 210V211H216ZM219 210V211H218ZM222 210V211H221ZM6 211V212H5ZM9 211L7 212V213H9ZM64 211H67L66 210V208H65V210ZM121 211V212H120ZM211 211V212H210ZM221 211V212H220ZM25 212H27V213H25ZM57 212V211H56ZM166 212V213H165ZM11 214H12V210H11V212H10ZM119 213H121L119 216H118V214ZM136 213H138L141 217H139V215H136ZM151 213H153V215H151ZM158 213H160L161 214V216H160V214H158ZM163 213V214H162ZM218 215H216V214ZM220 213V214H219ZM4 214V215H3ZM39 214H40V212H39ZM132 214V215H131ZM133 214H135L134 216H133ZM166 214V215H165ZM185 214V215H184ZM208 215V216H204V215ZM213 214H214V216H213ZM7 215H9V214H7ZM6 215V216H7ZM121 215H122V217H121ZM128 215V216H127ZM158 215V216H157ZM163 215V216H162ZM184 215V216H183ZM189 215V216H188ZM3 216V217H2ZM6 216H5V218H6ZM125 216V217H124ZM131 216V217H130ZM140 218V219H137L138 217ZM143 216V217H142ZM157 216V217H156ZM160 216V217H159ZM165 216V217H164ZM167 216V217H166ZM181 216L183 217V218H181ZM194 218H193V217ZM210 216H211V218H210ZM8 217V216H7ZM116 217V218H115ZM128 217H130V218H128ZM133 217H136V218H133ZM153 217V218H152ZM162 217V218H161ZM187 217V218H186ZM189 217V218H188ZM209 219H208V218ZM212 217H214V218H212ZM34 218H35V220H34ZM44 218V217H43ZM118 218H121L120 219V221L119 222H121V225L120 226H117L118 224L113 220V219H116V221H117V219ZM127 218V219H126ZM150 218V219H149ZM155 218H157L156 220H155ZM164 218V219H163ZM167 218V219H166ZM195 218H197V219H195ZM205 218V219H204ZM206 218H207V220H206ZM6 219H8V218H6ZM28 219H30V220H28ZM112 219V220H111ZM129 221V223L126 221ZM146 219V220H145ZM152 219V220H151ZM154 219V220H153ZM161 219V220H160ZM167 220V221H163V220ZM171 219V220H170ZM183 219V220H182ZM190 219H191V221H190ZM193 219V220H192ZM202 219H204V221L202 220ZM214 220V222H213V220ZM14 220L15 221H13V223H11V221H10V224H12V225H16V223H17V221H16V219L14 218ZM31 221V222H28V221ZM67 220L68 221V223L70 224L69 226H68V223L66 224V222L65 221ZM158 220H160L159 222H157ZM195 220H197V224L199 223V225L197 226V224H193L192 225V223L193 222H196ZM200 220L202 221V222H200ZM217 220V219H216ZM219 220V219H218ZM9 221V220H8ZM7 221V222H8ZM150 221V222H149ZM15 222V223H14ZM39 224H38V223ZM43 224H42V223ZM47 222V223H46ZM52 222V223H51ZM54 222H56V223H54ZM71 222V223H70ZM77 222V221H76ZM110 222H112V223H110ZM117 224L116 226H115V223ZM118 222V223H119ZM123 222H126L125 224H123ZM139 222V223H138ZM157 222V223H156ZM183 222H184V224L185 225H183ZM5 223V224H4ZM24 223V224H25ZM46 223V224H45ZM53 224L54 226H55V228L54 229H52L54 226L52 225V226H49V228H48V225L49 224ZM188 223H190V225H188ZM215 223V226H214V228H213V224ZM217 223V224H216ZM22 224V225H21ZM21 224H18L19 225V228L18 229H20V227H21V229H23L24 228V226L26 227V226H28V225H24L23 223H21ZM31 224H32V226H31ZM35 224V225H34ZM40 224H41V226H40ZM48 224V225H47ZM65 224H66V226L67 227H71V228H66V230H64L65 228L63 227V226H65ZM112 224H114V225H112ZM158 224V225H157ZM160 224V225H159ZM186 224H187V226L188 227H186V228H190V230H191V226H193V227H196L197 229H193V231H195L196 232V235L193 233V232H190V230H189V232L190 233H188L187 234V232L184 230V228H185V226H186ZM7 227H6V226ZM11 225V226H12ZM18 225H16V227L18 226ZM37 225V226H36ZM45 225V226H44ZM81 225V226H80ZM109 225V226H108ZM122 225H124V227H127V229L126 228H121V226ZM151 225V226H150ZM200 225L202 226V227H200ZM42 226H43V228H42ZM59 226V227H58ZM65 226V227H66ZM76 226H80V227H82V228H78V227H76ZM86 226V227H85ZM103 227L102 228V231H101V228L100 227ZM108 227L107 228V230H110V228L112 227V228H114V227H116V229H112L114 232H112L113 234H115L114 236L112 235V237H113V239H112V237H110L111 239H107V240H105V241H103V235L102 234H104L105 233V231H106V228L105 227ZM111 226V227H110ZM190 226V227H189ZM210 226V227H209ZM7 228V230L8 231H6V228ZM14 228H15V226H13ZM37 227L39 228V230L37 229ZM47 227V229H46V231H45V228ZM56 227H57V230L58 231H56ZM61 227V228H60ZM84 227H85V230L84 231H82L83 229H84ZM120 227V228H119ZM200 227V228H199ZM212 227V228H211ZM9 228V229H8ZM58 228H60V230L58 229ZM77 228V229H76ZM130 228V229H129ZM185 228V229H186ZM205 228V229H204ZM5 229V230H4ZM16 229V228H15ZM20 229V230H21ZM48 229H51V230H48ZM61 229H63V230H61ZM71 229H74V230H69ZM75 229H76V232H75ZM80 229H82L81 231H80ZM88 229H90V230H88ZM104 229V230H103ZM118 229V230H117ZM120 229V230H119ZM126 229V230H125ZM183 231H181V230ZM2 230V231H1ZM56 233V235L54 234V237H53V231ZM86 230H88V231H86ZM112 230H110V232L112 231ZM124 230V231H123ZM129 230V231H128ZM36 231V232H35ZM75 233H77V236L75 237V235H74V232ZM81 232V233H79V232ZM116 231V232H115ZM123 231V232H122ZM181 231V232H180ZM192 231V230H191ZM52 232V233H51ZM67 232V233H66ZM70 232H71V234H70ZM83 232V233H82ZM87 232V233H86ZM107 232H109V231H107ZM5 233V234H4ZM47 233H48V235H47ZM50 233V234H49ZM79 233V234H78ZM101 233V234H100ZM117 233V234H116ZM130 233V234H129ZM181 233H182V235H181ZM185 235H184V234ZM191 233H193V234H191ZM2 234H3V236H2ZM44 234V235H43ZM72 234H73V236H72ZM86 234V235H85ZM88 234H90V235H88ZM106 234V233H105ZM104 234V235H105ZM180 234V235H179ZM82 235V236H81ZM179 235V236H178ZM189 237H188V236ZM192 235H193V237H192ZM195 235V236H194ZM60 236V237H59ZM79 236H81L80 238H79ZM86 236V238H84ZM91 236V237H90ZM118 236H119V238H118ZM185 236H187V237H185ZM10 239H9V238ZM52 237V238H51ZM58 237V238H57ZM90 237V238H89ZM101 237V238H100ZM3 238H1V239H3ZM79 240H78V239ZM115 238V239H114ZM199 238V237H198ZM88 239V240H87ZM98 239V240H97ZM100 239V240H99ZM117 239H119V240H117ZM196 239V240H195ZM222 239V240H221ZM4 240V239H3ZM82 240H85V241H82ZM112 240V241H111ZM200 240V239H199ZM90 243H89V242ZM98 241V242H97ZM102 241V242H101ZM111 241V242H110ZM224 243H222V242ZM85 243V245L84 244H82V243ZM105 243V245H104V248H103V246H102V244L101 243ZM206 242H208V243H206ZM81 243V244H80ZM101 245H100V244ZM225 243H226V245H225ZM11 244H13V245H11ZM15 244V245H14ZM91 246H90V245ZM8 245V246H7ZM18 245V246H17ZM25 245V246H24ZM82 245V246H81ZM86 245H87V248H84V247H86ZM97 245V246H96ZM15 246V247H14ZM16 246H17V248H16ZM21 248H20V247ZM31 247L32 249H28V247ZM89 246V247H88ZM100 246H102V248L100 247ZM211 246V247H210ZM4 249H3V248ZM10 247V248H9ZM18 247H19V249H18ZM25 247V248H24ZM210 247V248H209ZM220 247V249H219V251H218V248ZM222 247V248H221ZM9 248V249H8ZM14 249V251L16 252V254H15V252L13 251V249ZM15 248H16V250H15ZM23 248L25 249V250H23ZM92 248V249H91ZM98 248V249H97ZM217 248V249H216ZM3 249V250H2ZM86 249V250H85ZM89 249V250H88ZM207 249H209V250H207ZM222 249V250H221ZM226 249H227V247H226ZM7 250V251H6ZM19 250V251H18ZM21 250H23V251H21ZM28 250V251H27ZM102 250V251H101ZM218 252H217V251ZM230 250H232V249H230ZM10 251H11V253H10ZM85 251H86V253H85ZM3 252H5V254L3 253ZM19 252H24L23 254L22 253H20L21 255H19ZM92 252H93V254H92ZM95 252V253H94ZM106 252V253H105ZM209 252V253H208ZM214 252V253H213ZM223 252V253H222ZM8 253V254H7ZM9 253H10V255H12V254H14V255H12V256H10L9 255ZM27 253V254H26ZM28 253H30L29 255H28ZM208 253V254H207ZM213 253V254H212ZM230 253V254H229ZM212 254V255H211ZM226 254V255H225ZM229 254V255H228ZM4 255H6V257L4 256ZM7 255H9L8 257V260L7 259H5V258H7ZM17 255H19V256H17ZM24 255H26V256H24ZM28 255V256H27ZM93 255V256H92ZM206 255H208V256H206ZM225 255V256H224ZM228 255V256H227ZM2 256H4V258L2 257ZM89 256V257H88ZM91 256V257H90ZM210 256V257H209ZM11 257H12V259H11ZM22 257H26V258H24V259H22ZM98 257V258H97ZM105 257V258H104ZM215 257H217V259L215 258ZM3 258V259H2ZM221 258V260H219ZM11 259V260H10ZM14 259H15V257H14ZM30 259V258H29ZM94 259V260H93ZM215 259V260H214ZM6 260V261H5ZM10 260V261H9ZM86 260V261H85ZM214 260V261H213ZM156 261H157V263H156ZM160 261V262H159ZM219 261V262H218ZM227 261V260H226ZM229 261V260H228ZM227 261V262H228ZM12 263H13V261H11ZM27 262H29L30 263V260L28 261L27 260ZM27 262H25V263H27ZM212 262V263H211ZM24 263V264H25ZM231 263V261L229 262V264ZM8 264H11V263H8ZM22 264V263H21ZM28 264V263H27ZM220 264V263H219Z\"/></svg>","mask_w":264,"mask_h":264},{"label":"clouds","instance_id":"3","mask_svg":"<svg viewBox=\"0 0 264 264\" xmlns=\"http://www.w3.org/2000/svg\"><path fill=\"white\" fill-rule=\"evenodd\" d=\"M125 39L129 42V44H131V47L135 50L139 47V45L135 42V38L131 35H125V37L121 38V42L122 44H124ZM144 55L143 51L139 52L138 58H142ZM151 71L150 68H145L143 69V73L146 74L147 72ZM155 78V77H154ZM231 100V97L228 96L225 101H224V106L225 108L229 111V113H232L234 111L233 106L229 103V101ZM251 180L253 183H257L260 181V177L257 174H253L251 177Z\"/></svg>","mask_w":264,"mask_h":264}]
</instances>
